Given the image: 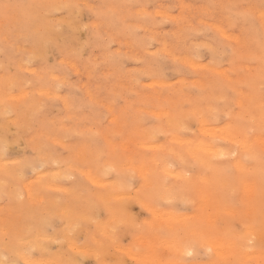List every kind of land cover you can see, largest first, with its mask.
<instances>
[{"label":"rangeland","instance_id":"rangeland-1","mask_svg":"<svg viewBox=\"0 0 264 264\" xmlns=\"http://www.w3.org/2000/svg\"><path fill=\"white\" fill-rule=\"evenodd\" d=\"M32 1L33 0H26V2H25V0H0V14H1L0 17L2 18V20L0 18V22L1 23L4 22L2 25L0 23V29H1L0 30V92H1L0 93V116H1L0 118L2 120V121L0 120V159H1L0 160V163H1L0 164V194H3V195H0V198L1 199L3 198L2 200L0 199V236H1L0 237V239H1L0 240V257L2 256L3 259L4 258H7V259H10L11 258L13 260L12 261L13 264H15L16 262H17V264H29V263L30 264H42L43 261H44L43 264H45V263H48V264H56V263L57 264H72V263L73 264H80V263H82V264L83 263H85V264H127V262H128V264H130V263L131 264H139V263L141 264L142 261L139 260V259H137L136 258L137 256L135 257V255H139L140 256V254H143L142 256H147L148 254H151V253L153 254L154 253L155 254V257L158 256L157 257L158 259L161 258V260L160 259L159 260L157 259L158 260V263H160V264H163V263L164 264H166V263L167 264L168 263H170V264H199V263L200 264L201 263L202 264H214V263H216V264H223V263L226 264L227 263L228 264V261L229 260H230L229 264L232 263V262H233V264L234 263H236V264H238V263L245 264L246 262L249 263V264H254L256 262H257L256 264H259V263L260 264H264V261H263L264 260L263 259V257H264V240L263 239H260V237L257 238V237H252L250 235L244 237L242 235V231L245 230L244 228L245 227H248V226H251V227H254L260 234H262V237H264V221H262L264 219L263 218L264 217L263 216L264 215V192H263V195H262V192H261V191H264V178H263L264 177V175H263L264 169L263 168L261 169V166H262L261 163L264 164V161L262 162V160L264 159V150H262V148H260V147L254 146L252 148L253 151H250V152L249 151L242 152V150H240V148L238 149L239 146L237 145V143L235 144L231 139L229 140L228 138H226L225 135H224V133H222L220 135L221 131L228 129L231 133H233V134L235 133L234 135H237V138L238 137L239 138H243L242 135H244V138L246 137L247 139L250 140V139H252L254 137H257V136H264V135H261V134H264V128H261V127H264V105H263L264 104V84H263L264 81H262V80H264V63H263L264 62V16H263L264 15V12H263L264 11L263 10L264 9V0L263 1L261 0L262 2L260 0H259L260 2L258 0L257 1L252 0V3H251V0H249V2L247 0L246 1L245 0L243 1L242 0L241 2H240V0L239 1H237V0H229V2H227L228 0L227 1H225V0H218V1L217 0H208V1L207 0H189L190 2L188 0H180V1L179 0H176V1L175 0H155V1L154 0H147L146 1L147 3L144 2L143 0H141L142 2L140 0H139L140 2L138 0H134V1L133 0H129L130 2L128 0H122V1L121 0H95V1L94 0H86V2H85V0H82V1L80 0L79 2H78V0H58V1L57 0H47V1L45 0V4H43L44 5V8H43V5H41L42 3H44L43 2L44 0H34L33 2H34V5L35 6L32 5L33 4ZM52 1H53L54 4L52 3ZM224 1H225V3H224ZM81 2L83 4H85L84 6H86V7H83V5H82ZM120 2H122V3H120ZM133 2L136 3V4H134ZM143 2L146 5H144ZM170 2H171V4H170ZM173 2L174 3L176 2V3L174 4ZM191 2H193L194 4L191 3ZM246 2H247L248 5L246 4ZM8 3H10V4H8ZM148 3H149V5L147 7V4ZM195 3H197V4H195ZM214 3H215V6H213ZM236 3L238 4L237 6H236ZM46 4L48 5V9H47V5ZM51 4H52V6H51ZM56 4L57 5L59 4V5L57 6ZM62 4H64L63 5V8H64L63 10L60 7V5H62ZM160 4H161V7H160ZM176 4H178V5L175 6ZM119 5L121 7L124 6L123 7L124 9L121 8ZM168 5L169 6L171 5V9L170 10H169L170 7ZM256 5H258V6H256ZM11 6H13V7H11ZM32 6H34L36 8H34ZM49 6H50V8L51 7L53 8V9L51 8L52 11L49 10L50 9ZM244 6L246 7V10L248 11V13H247V11H245V9H244L245 7ZM45 7H46L47 10H45ZM134 7H136L137 10L139 9L141 11H139V10L137 11ZM142 7H144V8H142ZM213 7H214V9H216V11L213 10L212 11L213 14H212L211 13V9H213ZM217 7H219V8L217 9ZM229 7H231V10H236L237 11L238 9L241 10V8L243 10H241V12L238 10L239 11L238 14H235L236 11H234V12L231 11ZM249 7H251V8H249ZM40 8H41V10H40ZM42 8L44 9V11L42 10ZM69 8H70V10L68 11ZM131 8H133V9H131ZM185 8L187 9L186 13H185ZM252 8H256L257 11L255 9L253 11ZM36 9H37V12H36ZM119 9H120V11H119ZM121 9L123 11H125V12H123ZM134 9L137 12H134ZM161 9L163 11L167 12V14H169V15L171 13V15L169 16L166 13L163 14V11ZM220 9H221L222 12H224V11L225 12L222 14L220 12ZM249 9H251L254 14ZM17 10H18V12H17ZM31 10H32V12H31ZM53 10H54V12H53ZM146 10H148V11H146ZM179 10L181 11V13L179 12ZM226 10L227 11L230 10V12H227ZM33 11H34L35 14H33ZM71 11L75 13V14L73 13L75 16L74 15H71V13H72ZM84 11H85V14L83 13ZM117 11H118V13H117ZM126 11H127V13H126ZM128 11H130L129 12L130 14L128 13ZM158 11H160V12L158 13ZM168 11H171V12L169 13ZM208 11H210L211 15H210V13ZM258 11L262 12L263 15H261V13L258 12ZM8 12H10V13L13 12V14H11L12 16ZM48 12H49V14H48ZM121 12H123V14ZM217 12L218 13L220 12L219 13L220 15ZM249 12H251V13H249ZM61 13L63 14V17H62V14ZM131 13L133 14L132 16H130ZM135 13H137V14H135ZM174 13H175V15H177L179 17L174 16ZM36 14H39V16L41 18L38 15H36ZM44 14H46V15H44ZM68 14H69V16H68ZM108 14H109V17H108ZM195 14H196V16H195ZM244 14H246V15H244ZM259 14L261 15L260 17H259ZM164 15H165V17H164ZM197 15H200V17H199V19H201L200 21H199ZM57 16H58V18H56ZM78 16L81 17V18L78 19L77 18ZM115 16H117L118 20H117V18ZM173 16L174 17H177V18H174L173 19ZM223 16H224V18H223ZM11 17H12V19H11ZM45 17H46V19H45ZM105 17H107L108 19L105 18ZM112 17H114V19ZM119 17H121V20H119ZM137 17L140 18V19H138ZM188 17H189V19H188L189 21H186V18H188ZM220 17H222L221 18V19H223L222 21H220L221 20ZM14 18H15V20H14ZM128 18L130 19L129 21H127ZM132 18H134V19L137 18L138 20L137 19L134 20ZM149 18H153L154 20L159 18L157 21L158 22H161V23H158L156 20L153 22V20L152 19H149ZM167 18L172 23L169 22L167 20ZM190 18H192V20ZM231 18H233V19L235 18L236 21H235V19L233 20ZM10 19L12 20V23L9 22ZM51 19H52V21H51ZM141 19H143V20H141ZM217 19L219 20V23H217V24L215 23L216 25L213 24V22H218ZM226 19L227 20L230 19V20L227 21ZM255 19H257V20H255ZM112 20L114 21V23H113ZM150 20L152 22L149 24L148 21L150 22ZM164 20H166V21H164ZM181 20L184 22V24H182L183 22ZM224 20H225L226 23L224 22ZM34 21H35V23L33 24L32 22H34ZM81 21L83 23V26L82 27H81V25H82L81 24ZM88 21H89V23H88ZM108 21H109V23H108ZM110 21H111V23H110ZM122 21H123V23H121ZM203 21L206 22V23H203ZM230 21L231 22L232 21H235V23L234 22L231 23ZM61 22L63 23V26H62V23ZM84 22L85 23L87 22V23L84 24ZM115 22L118 23V24H116ZM128 22H129V25H128ZM179 22H182V23H180L182 25H180ZM208 22H209V24H211V22H212V24H211V26L213 25L212 26V30L213 31L211 32L212 34L209 33L211 31V26L208 24ZM227 22H229V25L230 26L229 25H226V24H228ZM6 23H8V24L6 25ZM13 23H16V24H13ZM126 23H127V26L128 27L125 25ZM152 23H153V25H152ZM195 23H197V24H195ZM248 23L250 24L249 28H248ZM262 23H263V25H262ZM75 24L76 25L79 24L80 25L79 28H76L77 26ZM105 24H107V25H105ZM110 24H112V26ZM121 24H122V27H121ZM173 24H176V25H173ZM178 24L180 26H177ZM220 24L221 25L223 24L224 26L222 25L223 27H220L221 26ZM214 25L215 26H218L219 28H221L223 30V31L221 30L222 33L220 32V29L218 27L217 28H214L215 27ZM15 26L18 27V28H15ZM103 26H105V27H103ZM117 26L118 27L120 26V27L117 28ZM153 26H154V28H153ZM183 26H185V28H183ZM226 26H227V28H226ZM251 26H254V28L253 27L251 28ZM4 27H5V29H4ZM57 27H59V28L57 29ZM86 27H87V29H85ZM106 27H108V28H106ZM115 27L118 30H116ZM178 27H180V28H178ZM262 27H263V29H262ZM2 28H3V30H2ZM83 28L85 30H87V31H85ZM111 28H113V29L115 28V30H113ZM247 28H248V30H247ZM22 29H24V31ZM76 29H78V30H76ZM99 29H100V31H99ZM185 29L187 30V34L189 35V37H188L187 34H185V32H184V31H186ZM191 29L192 30L194 29L195 32H197L198 36L196 35L195 32L193 33V31H191ZM255 29H257V30L255 31ZM4 30L6 31V33H5ZM19 30H20V32H19ZM72 30H75L74 31V34H72L73 33ZM82 30H84V31H82ZM90 30H92V31H90ZM180 30H183V32H184L185 35L184 34L181 35L182 32H180ZM189 30L191 32H188ZM204 30L208 31V33H206V31H204ZM215 30H216L217 33H215ZM56 31L58 33L62 32L61 35L63 33H65V35L60 36V34H59V36H57V32ZM203 31L206 33L205 36L203 35L204 34ZM225 31L228 32L230 34V36ZM85 32H87L88 34L85 33ZM94 32H95V34H94ZM159 32L161 34H163V36ZM244 32H246V33L244 34ZM248 32H249V36H247ZM50 33L52 34V36L50 35ZM158 33H159L160 36L158 35ZM213 33H215L216 35L218 34L217 35L218 37L215 36V35L213 36ZM231 33H234V34H231ZM25 34H27V35H25ZM224 34L225 35H228V38H227V36L225 37ZM258 34H259V36H258ZM7 35L9 37H7ZM53 35L57 36V38H55V36H53ZM86 35H88L87 36L88 38L86 37ZM99 35L101 36L102 39L99 37ZM139 35H140V37H139ZM142 35H144V37ZM165 35H166L167 38L165 37ZM179 35L182 38L181 40L179 39L180 38ZM235 35L236 36L239 35V39L240 40L239 39L235 40L236 39L235 38ZM242 35H244V36H242ZM252 35H253V37L255 36L256 38L255 37L253 38ZM74 36L76 37V39H78V40L81 39V40L80 41H77V40L75 41V39H74L75 37ZM106 36H108V37H106ZM191 36H192V38H191ZM1 37H3V39ZM64 37L67 38V39H64ZM95 37H98V38H95ZM109 37L110 38L112 37V39H108ZM146 37H147V40H146ZM240 37H242V38H240ZM123 38H126V39H123ZM152 38L154 39V41H153ZM92 39L95 40V43L94 44H99V45H94ZM96 39H99V41L97 40V42H96ZM127 39L129 40V42H127L128 41ZM157 39H159V41ZM199 39H201L200 40L201 43H198L199 42ZM19 40H20V42H19ZM160 40H162V41H160ZM174 40H175V42H174ZM204 40H207V42L205 43ZM212 40H213V42H212ZM3 41L5 43H3ZM27 41H29V42H27ZM146 41H148L150 43L148 44ZM170 41H172V42H170ZM181 41H183V43L185 41V43H184L185 45L182 44ZM191 41L193 42V44H192ZM219 41L220 42L222 41L221 43L223 44V46H222V44L220 45V42ZM242 41H243V44H242ZM255 41H256V45L258 44V46H254L255 45L254 44ZM22 42H24V43H22ZM81 42H83L84 44L81 43ZM99 42H102V45ZM104 42H105V44L108 43V42L109 43L106 44V45H104ZM145 42L147 43V45H145ZM228 42H229V44H228ZM153 43H155V44L153 45ZM173 43H174V45H173ZM195 43H197L198 46H197V44H196V46H194ZM202 43H204L206 46L204 44H202ZM213 43H215L216 46ZM230 43L232 44L231 46H230ZM88 44H90V45H88ZM134 44L137 45V48H136V46ZM177 44H180V47ZM209 44L211 46H209ZM17 45H18V47H17ZM70 45H72V46H70ZM73 45H74V47H73ZM155 45L157 46V48H155L156 47ZM163 45H164V47H163ZM233 45H235V46H233ZM239 45L241 47H239ZM130 46H132V47L130 48ZM140 46H142L143 48L140 47ZM151 46L154 47L155 50ZM184 46H186V47H184ZM212 46H213V49H212ZM224 46H226L227 48L225 47V49H223ZM159 47H161V49ZM196 47L197 48L199 47L196 50L198 56H200L199 58H198V56L196 54H193V52L195 53V48ZM214 47H217V50L219 49L218 51H216V54H212V53H215L214 52L215 51L214 49H216V48H214ZM218 47H220V48H218ZM228 47L231 50L228 49ZM257 47L258 48L260 47V49H258ZM112 48H113V50H110ZM134 48L137 51H135ZM177 48L180 50V52L181 51L182 52L180 53ZM206 48L209 50V52L207 51ZM242 48H244V49H242ZM102 49H103L104 52L102 51ZM166 49H167V51L170 50V53L167 52V51H165ZM173 49H176V50H173ZM189 49H191V50H189ZM220 49L221 50L223 49L226 54L223 51L220 52ZM252 49H254V50H252ZM29 50H31L30 53H29ZM149 50H150L151 53L149 52ZM153 50L155 51V53H154ZM161 50H164L167 53H165L164 51H161ZM192 50H194V51H192ZM246 50L248 52L249 51H252V53H253L254 56L251 55L250 52L248 53ZM34 51L36 52L35 55H34ZM108 51H112L113 54L111 52H109V53L112 54V57L115 55V53H117V54L112 59L110 56L107 57V54L108 55H111V54L108 53ZM123 51H125V52H123ZM198 51H199V53H198ZM237 51H239V52H237ZM15 52H17V53H15ZM79 52H81V53H79ZM132 52H133V55H132ZM178 52H179V54H178ZM190 52H191V54L193 56L192 55H189ZM13 53H15L16 55L13 54ZM27 53H28V55H27ZM163 53H165V54H163ZM187 53H189V54L187 55ZM209 53H211V54H209ZM217 53H218V55H217ZM220 53L223 54V55H221ZM246 53L247 54H250L251 56L247 55V56H249V57H247L246 56ZM256 53H261L262 57H261V55L256 54ZM173 54H175L174 55V58L176 56H178V55H179V57H176L174 59L173 58ZM219 54H220V56H219ZM21 55H22V57H21ZM138 55H140L142 57L145 56L144 57V60L140 61L143 58L140 57V56H139L140 58L137 57ZM194 55L197 56V58H195ZM213 55H214V57H213ZM17 56L18 57H21V58L18 59ZM28 56L30 58L32 56H34V57H32L33 59H30ZM63 56H64V58H62ZM116 56H117V59H115ZM164 56H165V59H164ZM188 56L189 57L191 56L190 58L193 57L192 58V60H194L193 62H197V65L198 66H196V63H193L192 64V61H191V59L189 60V57ZM210 56H211V59L212 60L209 59ZM252 56H253V58H252ZM27 57L29 59H26ZM36 57H38L40 59H38ZM59 57L61 58V60H60ZM98 57L100 59H98ZM215 57H216V64L214 62L215 59L213 60V58H215ZM23 58L25 60H23ZM85 58H86V60H85ZM108 58L109 59L111 58V59L109 60ZM185 58H187V61H186ZM228 58H230L232 60H230ZM90 59H91V61H90ZM114 59L118 62V64H117V62H116V64H114V62H115ZM133 59H135V60H133ZM146 59L148 61H146ZM151 59H152V61H151ZM181 59L183 61H185V64L182 62ZM218 59H220L221 61L219 60L218 63H217V60ZM235 59H236V62H234ZM26 60H27V62L25 63L24 61H26ZM123 60H124V62H123ZM208 60H210L211 62L208 61ZM239 60H240V62H239ZM256 60H258V62ZM14 61H16V62H14ZM74 61H75V65H74ZM101 61H103L102 64H101ZM104 61H106V62H104ZM132 61H134V62H132ZM149 61H151V62H149ZM155 61L156 62L158 61V62L156 63ZM188 61L191 62L190 63L191 65L188 64L189 63ZM23 62L26 65L23 64ZM81 62H82V65H81ZM97 62L98 63L100 62V63L98 64ZM120 62H121V64H119ZM122 62L124 64H122ZM165 62H167V63H165ZM212 62H214V63L212 64ZM227 62H228V64H227ZM15 63H17V64H15ZM103 63H104V65H103ZM164 63H165V66L163 65ZM205 63H206L207 66L209 64H211V65H209L211 67V70H209L210 67L207 68V66L204 65ZM241 63H242V65H240ZM244 63H246V64H244ZM18 64H20V65H18ZM93 64H95V65H93ZM107 64L108 65L110 64L109 67H107ZM112 64H113V66H111ZM146 64H148V65H146ZM156 64L160 66V67L158 66L159 69H158V67H157ZM201 64L203 65V67L205 69L204 68H201L202 67ZM9 65H10V67H9ZM43 65H44V68H43ZM100 65H102V66H100ZM150 65H152L151 67H153V68H151ZM223 65H224V67H223ZM238 65H240V66H238ZM140 66H141V68H140ZM146 66H147L148 69L146 68ZM26 67H28V68H26ZM29 67H31V68L29 69ZM94 67H96V68H94ZM124 67H126V69ZM154 67H156V68H154ZM161 67H163V69H164L163 71H162V69H160ZM213 67L214 68H217L218 70L221 67V69H224L226 72L225 73L224 72L222 73V71H224V70H221V69L219 71L217 69L214 70ZM226 67H227V69H226ZM234 67L236 69L238 67H240L239 69H237L239 71L238 73H237V70ZM106 68H107V70H106ZM112 68L114 69V72L113 73H112V71H113ZM118 68H119V70H116ZM120 68H123V69H120ZM173 68H174V73H173ZM195 68H197V69H195ZM184 69H186V71ZM252 69H253L254 72L252 71ZM156 70H157L158 74H157ZM48 71H49V73H48ZM91 71H92V73H90ZM115 71H116V73L118 71L121 73V71H122V73L120 74L118 72L117 73V74H119V76H118L115 73ZM161 71L164 72V73H162ZM195 71H197V72L195 73ZM38 72L41 73V74H39ZM98 72H100V73H98ZM128 72H129L130 75L128 74ZM137 72H139V73L136 74ZM159 72H160V74H159ZM252 72H253V74H252L253 77L255 76V74H256V76L253 78V81L254 82L252 83V85H250L251 84L250 83V78H251V81H252V75H251ZM2 73H4L3 74L4 77L3 76L1 77V74ZM83 73H85V75ZM202 73H203V75H202ZM217 73H218V75H217ZM246 73H249V76L251 75V77H248V79H247V75L248 74H246ZM51 74H53V75H51ZM57 74H58V76H57ZM93 74L95 75V77L93 76ZM182 74H184V75H182ZM228 74L231 75V76L228 77ZM245 74H246V76H245ZM27 75H28V78L29 79L27 78ZM109 75H111V76L113 75V76L111 77ZM125 75L128 78H126ZM145 75H149V76H145ZM208 75H209V77H210L211 80L209 79ZM215 75H217V78H216ZM78 76H80V77H78ZM99 76L100 77L103 76V77L100 78ZM120 76L121 77L123 76V77L121 78ZM179 76L180 77L183 76L182 79ZM220 76H223V77H221V79H219ZM49 77L50 78H55V79H51L50 80ZM118 77H120L119 78L120 80L118 79ZM194 77L197 78L200 82L197 79H196L197 81L194 80L193 79ZM258 77H260V79ZM60 78H63L62 81H61ZM79 78H80V80H79ZM230 78H232V80ZM261 78H263V79H261ZM92 79L95 80V81L99 80L100 82L97 81L98 82V84H97V82L92 81ZM103 79L105 81L107 80V82L105 83V81ZM150 79H151V81H150ZM192 79L194 81H191ZM216 79H219L220 81L219 80H216ZM227 79H230V80H227ZM2 80H5V81H2ZM10 80H11V82L12 81L14 82V80H15V82L14 83L13 82L11 83ZM31 80L34 81V82H31ZM156 80L157 81L159 80L158 81L159 84H158V82L156 83ZM166 80H168V81H166ZM188 80H190V81H188ZM233 80H235V81L233 82ZM236 80H238L237 81L238 83H240L239 81H242V83H240L241 85H239L238 83H235ZM248 80H249V82H247ZM89 81H91V82H89ZM118 81H120V82L122 81L123 83L122 82L121 83L119 82V84H118ZM149 81L153 84V86L155 85V87H156L155 90H154V87H152V84L151 83H150L151 85L150 84H147V83H149ZM164 81H166L167 83H165ZM173 81H175V82H173ZM202 81H203V83H202ZM243 81L244 82L246 81L245 83H247L246 85H248V86H246L245 83L243 84ZM256 81H257L258 84H256ZM25 82H26V85H25ZM114 82H115V84H114ZM125 82H127L128 84H125ZM178 82H179L180 86H178L179 85ZM186 82H188V83L186 84ZM189 82H192V83H189ZM195 82H196L197 85H195ZM222 82H223L224 85L222 84ZM224 82H227L229 84V86L231 84L232 85V88L230 86L231 89L228 88V90H227L226 89V86L228 87V85L225 84ZM80 83H82V85ZM111 83L114 84V85L112 86ZM135 83H137V85ZM173 83H175V84H173ZM219 83H221V84H219ZM234 83H235V85H234ZM260 83H262V85ZM42 84H44V85H42ZM61 84L63 86H61ZM106 84H107L108 87L106 86ZM120 84H123V85H120ZM190 84H192V86ZM39 85H42V86H39ZM99 85H101V86L99 87ZM142 85H144L143 86L144 88L141 87ZM173 85H175V87ZM254 85H256L258 87V91L256 89L257 87L254 86ZM7 86H8V88H7ZM20 86L22 88H20ZM47 86H49L50 88L47 87ZM53 86H56V89ZM80 86H82V87H80ZM114 86H115V88H114ZM116 86H118V87H116ZM160 86H162V87L160 88ZM172 86L175 89H172L173 88ZM249 86H252V87H249ZM57 87H59V88L61 87L60 90L57 89ZM88 87L90 88L89 90H88ZM122 87H123V89H122ZM128 87H130V88H128ZM133 87H135V88H133ZM197 87H199V89ZM259 87L260 88H263V89L259 91V89H260ZM47 88L50 89L49 90L50 93L47 91ZM52 88L55 89V91L54 90H51ZM111 88H112V90H111ZM151 88H153V91L152 90L149 91ZM15 89H17V90H15ZM23 89H24V91L25 90L26 91L25 92L22 91ZM38 89H40V91ZM200 89L202 91H204V93ZM237 89H240L241 91L240 90H237ZM56 90H58V91H56ZM127 90H128V93H127ZM197 90L198 91L200 90V91L198 92ZM234 90L235 91L237 90V91L235 92ZM52 91L54 93H56V94H54ZM145 91H146V93H148L147 94L148 96H146ZM2 92H4L5 95ZM65 92H67V93H65ZM87 92L90 93V94H88ZM99 92H100V94H99ZM239 92H240V94H239ZM12 93H16V94H14L15 96L12 95ZM17 93L19 95H17ZM139 93H140V97H139ZM144 93H145V95H144ZM159 93L161 95H159ZM1 94H2V96H1ZM30 94L32 96V97L30 96L31 98L28 96ZM63 94H65L66 96L63 95ZM105 94H107L108 96L105 95ZM123 94H124V96H123ZM149 94H150V96H149ZM151 94L153 96L154 95H156V96L159 95L158 97L160 99H158V97L156 98V96H154V98H153V96H151ZM169 94H171V95H169ZM172 94H174V95H172ZM199 94L201 96H204L205 98L200 96V98H201L200 99L199 98ZM44 95H45V97H44ZM49 95H51V96H49ZM97 95L98 96L100 95V96L98 97ZM189 95L191 97H193V98L195 96L196 97L194 99L193 98L190 99ZM218 95L220 97L222 96V98H223V99L221 98L222 101H221V99H220V97ZM228 95H229V97H228ZM251 95H253V96H251ZM59 96H60V98H58ZM85 96H86V98H85ZM104 96L105 97L107 96V97L105 98ZM142 96L145 97V98L143 99ZM38 97H41V98L43 97V98L42 99L41 98L38 99ZM93 97H98V98H94L95 99V101H94ZM108 97L110 98V100H109ZM151 97H152V99H151ZM184 97H185V99H183ZM186 97H188L189 99L186 98ZM230 97H231V99H230ZM244 97H246V98H244ZM134 98H135V100H134ZM227 98H229V99H227ZM248 98H249V100H248ZM75 99H77V101ZM164 99H165V101H164ZM166 99H168L169 101L166 100ZM172 99H173V101H172ZM192 99H193V101H191ZM197 99H199V100H197ZM224 99L226 101V102L224 101L225 103L223 102ZM46 100H47L48 103L51 104V106L48 105V103L46 102ZM170 100H171V102H170ZM216 100H219V101H216ZM238 100H239V102H238ZM156 101L157 102L159 101V102L156 103ZM177 101H182V102H177ZM227 101L230 102V103H228ZM61 102L63 104H65V105H63ZM85 102H87V103H85ZM254 102H256V103H254ZM41 103H43V104L41 105ZM89 103H90L91 106L89 105ZM105 103H107V105H108L107 107H109V108L106 109V104ZM134 103H135L136 106L135 105L133 106ZM145 103H147V104H145ZM148 103H150V104H148ZM36 104L38 106H41V107L39 108ZM43 105H44L45 108L42 107ZM124 105L125 106L128 105V106H126L127 109H125V106ZM131 105H132V107H131ZM205 105H207V107H205ZM258 105H260V108L258 107ZM104 106H105V108H104ZM111 106H113V108H111ZM30 107H31V110H29ZM78 108H80V109H78ZM120 108H123V110L122 109L120 110ZM140 108H142V109L140 110ZM149 108L151 109V111H150ZM180 108L183 109V110H181ZM209 108H211L210 111H209ZM12 109H14V110L12 111ZM34 109H36L37 111L35 110V113H33L32 117H31L32 119H30V115L32 113L31 111H33ZM65 109H66V111H65ZM152 109H153L154 112H155V110H157L156 113H160V112H162V110L167 111V113H164L165 111L162 112V114H163V118H162L161 117L162 114H160V116H159L158 114L154 113L152 111ZM158 109H159V111L161 109L162 110L160 112H158ZM258 109H259V111H258ZM260 109L263 110V113H262V111H260ZM27 110H29L30 112H27V115H26L25 113H26ZM134 110H135V113L136 114H134ZM136 110H137V112H136ZM174 110H177V111L174 112ZM7 111H8V113H7ZM139 111H140V113H139ZM179 111H180V113H179ZM215 111H216V113H215ZM41 112H43V115L41 114ZM90 112H92V114ZM121 112H125V113H123V115H121L122 114ZM143 112H144L145 116H144ZM192 112H193L194 115L192 114ZM197 112H198V114H197ZM64 113H65V115H63ZM66 113H68V114H66ZM224 113H226L227 115L226 114L224 115ZM44 114H45V116H44ZM137 114H139V115H137ZM241 114H242L243 118H242ZM6 115L8 117L9 116L10 117L12 116V118H11L12 120H10V117L8 119V117ZM25 115H26L27 118H25ZM67 115H69V116H67ZM95 115H98L99 117L98 116H95ZM112 115L114 116V118L117 115L118 116L116 117V119H113V117L108 118V117H110ZM131 115H133V116H131ZM147 115H149V116H147ZM169 115H172V116H169ZM182 115L185 116V117H183ZM209 115L210 116L212 115L211 118H210ZM63 116L66 117V118H64ZM77 116H79V117H77ZM85 116H88L87 119H89V117H91L89 119V121L86 120V117ZM120 116H121L122 119L120 118ZM164 116L167 118V120L164 119L165 118ZM187 116H189V117H187ZM239 116H241V117H239ZM4 117H6V118H4ZM37 117H38V120H37ZM73 117L74 118L77 117L76 120L75 119H72ZM92 117H94V118H92ZM96 117H98V118H96ZM252 117H253V119H251ZM81 118H83V120ZM125 118L127 120H125ZM136 118H138V119H136ZM168 118H170V119L168 120ZM214 118H215V120H214ZM44 119H45V122L46 123L43 122ZM61 119H62V121H61ZM79 119H80V121H79ZM92 119L94 121L93 123H92ZM99 119H100V121L101 120L102 121L100 122ZM31 120L34 121L35 123L32 122ZM111 120H112V122H109ZM116 120H117V123H116ZM138 120H140V122ZM141 120H143V121H141ZM164 120H165V122H164ZM177 120L180 121V124H179V121H178L179 126L176 124L177 123ZM182 120H183V122H182ZM28 121L29 122L31 121V122L29 123ZM225 121L227 123L228 122L231 123V124L228 123V125L230 127L227 128L228 125H227V123H225ZM41 122H43L45 126L47 124L48 125L45 127L43 125V123H41ZM118 122H121L123 125L120 124V123H119L120 124L119 125ZM130 122H132V123H130ZM169 122H171V124L173 123V125H171ZM28 123L31 124V125L29 126ZM112 123H113V125L111 126V128L113 127V130H111V128L109 127ZM137 123L138 124L140 123V124L138 125ZM154 123H155V125H154ZM158 123H159V125H158ZM167 123H169V124H167ZM220 123H225L227 126L225 124L219 125ZM261 123H263V124L261 125ZM19 124H20V126H19ZM25 124H26L25 127L24 126L21 127V125H25ZM124 124H125V126H124ZM161 124L164 125V126H162ZM182 124H183V127L181 126ZM201 124L202 125H205V126L210 124L211 125L210 126L211 128L213 127L212 125H219L222 128L220 130L219 129L220 127H217L216 126V129L214 127L215 130L213 129L214 131H212L210 128H208L209 126L208 127L206 126L205 129L208 128V129H210L212 131L211 132V135H208V134H206V132L202 133L205 130H201V129H204ZM256 124H258V126H260V128ZM91 125H93V126H91ZM135 125L137 127H135ZM168 125H170V127ZM174 125H177L179 128L177 126H174ZM197 125H200V126L197 128ZM17 126H19L20 128H18ZM27 126L30 129L27 128ZM90 126H91V128H89ZM107 126L110 129H108ZM120 126L122 127V129L123 128L124 129L121 130ZM147 126H149V127L147 128ZM225 126H226V128H225ZM233 126L235 127L234 130L232 128ZM62 127H64V129ZM65 127H67V128H65ZM68 127L70 128L69 131H68L69 134L67 133ZM156 127L159 128V130L161 132L159 130L157 131V128ZM167 127H168L169 131H168ZM252 127H254V128H252ZM59 128H60V130L58 131ZM79 128H82V129H79ZM87 128H88V130H86ZM125 128H127V129H125ZM135 128H137V129L135 130ZM160 128L163 129V130H165L167 133L163 132V130H161ZM171 128H172V131H171ZM242 128H244V129H242ZM248 128H249V130H248ZM75 129H76V131H75ZM95 129H97V130H95ZM106 129H108L109 131L108 130L107 131L108 132H111L114 137L112 135H110V133H107ZM173 129H176V130H173ZM179 129H180V131H179ZM197 129H200L202 132L199 131V130H197ZM253 129H255V130H253ZM116 130H118V131H116ZM119 130H121L120 133H119ZM133 130H135L137 132L135 133V131H133ZM216 130L217 131L220 130V132H218V134H217ZM238 130H239V132L242 131L244 134L242 132L239 133ZM62 131L64 132V134H63ZM70 131H72V132L75 131V132H73L75 134H72V132H70ZM138 131L144 132V133H140L139 132V135H141V134L143 135V134H146V133L147 134H146V136L143 135V137H142V135H141V137H139L138 136ZM149 131L151 133L156 134L155 139L153 138V136H155V135L154 134H151ZM156 131L158 133H156ZM40 132H42V133L40 134ZM76 132H79V133L76 134ZM103 132L105 133V136H104V133ZM113 132L114 133L117 132L118 134L117 133L114 134ZM215 132H216V134H215ZM101 133H103L102 134L103 136L101 135ZM163 133H165V134H163ZM83 134L84 135L86 134L85 136L87 138ZM222 135H224V136H222ZM239 135H241V136H239ZM111 136H112V138H111ZM121 136H123V137H121ZM212 136H214V137H212ZM18 137H19V140H18ZM180 137H182V138L185 137L184 140H182V144L179 141V140H181ZM216 137H218V138H216ZM52 138H54V140ZM55 138H57V139H55ZM61 138H62V140H61ZM109 138H110V141L111 142L109 141ZM151 138H153V139H151ZM176 138H178L179 140L176 139ZM224 138H226V139H224ZM24 139H25V141H24ZM89 139H91V140H89ZM149 139H151V140H149ZM171 139H173V140H171ZM59 140L62 141L63 143L62 142H59ZM217 141L218 142L220 141V143H218ZM95 142H96V144H95ZM124 142H125V144H124ZM139 142H141V143H139ZM151 142H153V144ZM168 142H170L171 145ZM200 142L203 143V144H205L207 142L208 145L209 144H212L211 146L213 147V149H211L209 152L215 151L214 148H216L217 149L215 151V154L216 155L214 156V154H212V152L211 153H209V152L208 153H205L204 150L201 149V148L200 149H197L196 147H197V145ZM143 143H147L148 145L147 144L145 145ZM158 143H159V145H158ZM164 143H166L168 146L166 144H164ZM123 144L125 145V147H123L124 146ZM149 144L152 145V146H149ZM207 144H205V145L207 146ZM34 145H36V146H34ZM84 145H88V146H84ZM89 145L90 146H93V147H90ZM96 145L99 146L100 148L96 147ZM126 145H128V146H126ZM215 145H217V147ZM218 145H219V148H218ZM113 146H115V147H113ZM33 148H34V150H33ZM83 148H84V151H85L84 157H83V154H82V149ZM163 148H165V149H163ZM169 148H170V150H168ZM193 148H194V151L195 152L194 151L192 152ZM160 149H162V150H160ZM227 149L229 150V152H228ZM88 150H89V152H88ZM163 150H165V151H163ZM173 150H175V152ZM226 150H227V153L225 154V151ZM84 151H83V153H84ZM257 151L260 153V155H259V153ZM165 152H166V154H165ZM190 152L193 153V154H196L195 155L196 157L193 154H191L192 156H194V158H193L190 155ZM255 152L259 156H257ZM1 153L3 155H1ZM220 153L223 154V156H221ZM230 153H233V154L236 153V154H234V155L231 154L230 155ZM254 153H255V156L256 157L253 156ZM109 154H112V155H109ZM127 154H130L131 156H129ZM141 154H143V155H141ZM161 154L162 155L164 154V155L162 156ZM208 154H211V155H208ZM227 154H228L229 157L227 156ZM250 154H252V155H250ZM98 155H99V157H98ZM177 155H178V157H177ZM8 156H10V157H8ZM42 156H43V158H42ZM127 156H128L129 159L127 158ZM6 157H7V159H6ZM45 157H46V160H45ZM161 157H162V159H161ZM167 157H169V158H167ZM10 158H12V159H10ZM88 158H90V159H88ZM180 158H183V161H182V159L180 161ZM236 158L238 160L237 162H236ZM246 158H248V159H246ZM113 159H115V161H112ZM138 159L140 160V162H139ZM148 159H149V161H148ZM18 160H19V162L23 166L20 165V163L18 162ZM153 160L155 162H153ZM198 160L199 161L201 160V162H199ZM202 160H204V162ZM144 161H145L146 165L143 164ZM111 162L112 163L114 162L113 164H111L112 166H110L112 170L109 167V165H110ZM202 162H203V164H202ZM227 162H229V164H231V165L225 164ZM88 163H90V164H88ZM140 163L142 165H144L146 168L144 167V169H143V167H142V165ZM199 163H201V164L198 166L197 164H199ZM102 164L103 165L105 164V165L103 166ZM115 164L116 165L118 164L120 167L119 166L116 167ZM150 164H151V166H147V165H150ZM238 164H240V165L243 164L242 165L243 167L242 166L240 167V165L238 166ZM27 165H28V167H27ZM38 165H39L40 168L38 167ZM131 165H133L132 167L135 170H132L131 171V169H133L131 167ZM152 165H154V166H152ZM155 165H157V166H155ZM207 165H209V167H210V168L208 167L209 169L207 167H205ZM226 165L227 166L229 165L232 168L228 167L227 168L228 170L225 171L226 170V167H227ZM114 166H115V168H114ZM122 166L125 167L127 170H125V168L123 169ZM127 166H129V168H127ZM234 166H236V167H234ZM244 166H245V168H244ZM54 167H56L55 168L56 169V173L54 172L55 171ZM255 167H257L256 169H258V171H256ZM119 168L125 170L124 171L125 173L122 172L123 170L122 171H119L120 170ZM79 169H80V171H79ZM106 169H107V171L109 169L110 170L108 172H106ZM137 169H138L139 172L137 171ZM159 169H161V170H159ZM24 170H26V171H24ZM67 170H69V171H67ZM96 170H97V173H96ZM103 170H105L106 173ZM246 170H249V171H246ZM260 170H261V172H260ZM84 171H86V172H84ZM117 171H119L118 173H120V177H118L119 174L117 173ZM21 172H22V174L20 175ZM23 172H25V174ZM40 172L41 173L42 172H45L47 174H45V173L44 174H41ZM53 172L56 175L59 174V173H61L60 175H58L59 178H61V176H62V178L60 179V181H58L59 180L58 176L57 177H56V175L55 176H53V175L51 176V174H54ZM72 172H74L73 173V176H72ZM75 172L77 174H75ZM170 172L173 173V174H170ZM178 172L180 174H178ZM240 172H243V173H240ZM101 173H103L104 176ZM137 173H138L139 176L137 175ZM149 173H150V175L152 173L151 177L148 175ZM237 173H240L241 175L240 174H237ZM63 174H65V176ZM86 174H87V176H86ZM123 174H125V177H124ZM181 174H182V176H180ZM68 175H69V178H68ZM78 175H79V177H78ZM228 175H229V178H227ZM238 175H240V176H238ZM33 176H34V178H33ZM48 176H51V178H49ZM92 177H95L93 179V181L95 180L94 182H92V179H91ZM121 177H122V179H121ZM144 177H145V179H144ZM28 178L30 180H28ZM76 178H79V179L76 180ZM81 179H82V182H81ZM105 179H107V180H105ZM118 179H121L122 181L121 180H118ZM146 179L148 180V182H147ZM17 180H19V182ZM97 180H101V181H97ZM37 181H39V182H37ZM73 181H74L75 185H74ZM107 181L109 183L112 181V183L109 184V183H107ZM114 181L117 182L116 185L118 187L115 185L116 182H114ZM187 181H188V183H187ZM215 181L217 183H215ZM232 181L234 182V184H233ZM47 182L49 183V185H48ZM70 182H71V186H69ZM102 182H105V183H102ZM176 182H178V183H176ZM235 182L237 183V185H235L236 184ZM246 182H248V183L251 182V185L253 183V186H252L253 188L256 185V187H255L256 193L254 194V197H252V196H249L248 197L247 196L248 198H251L252 197L251 200L248 202L249 205L247 203H243V202H245V201L247 202L249 200L247 197L244 196V195H246V194L249 193L248 189L244 188V184ZM50 183L51 184L52 183L60 184L62 186V188L64 186V188L67 187V189H66V191H64V188H63V190H60V187L61 186L59 187L58 185H54L55 186V188H54V186H50ZM89 184H90V186H89ZM112 184L114 186H116V187L114 188V186ZM145 184H146V186H145ZM152 184H153V186H151ZM185 184H186V186H185ZM189 184H190V186H188ZM19 185H21V186H19ZM154 185H157L156 188H154L155 187ZM26 186H27V188H25ZM86 186H87V189H86ZM104 186H107V187H104ZM231 186L233 187V190H231L232 189ZM235 186H237V187H235ZM257 186H259V187H257ZM30 187H31V189H30ZM89 187H91V188L89 189ZM146 187H147V189H144ZM215 187H216V190H215ZM142 188H143V190H142ZM108 189H109V191L110 190H113V191H110L109 192ZM194 189H195V191H194ZM234 189H235V191L237 189L236 193L234 192ZM22 190H24V191H22ZM26 190H28V191H26ZM47 190L49 192H47ZM82 190H83V192H82ZM162 190H164V192ZM196 190H197L198 193L196 192ZM257 191H258V193H257ZM29 192L31 194H29ZM195 192H196V194H195ZM222 192H223V194H222ZM232 192H233V194H232ZM65 193H66V195H65ZM77 193H79V194H77ZM97 193H98V195H104V196L107 195L106 198H108V199L111 198V200H113V201L110 202L111 200H108V202H107V200H106L105 197H104L105 199L102 200V197L101 196H99V200H97L98 199ZM112 193H114V194L112 195ZM120 193H121V195L123 194V196H121ZM131 193H132V195H131ZM159 193L162 194V195H160ZM7 194H9V195H7ZM76 194L78 195V197H77ZM89 194H90V196H89ZM91 194H93L94 197H92ZM127 194H130V195H127ZM226 194H227L228 197L226 196ZM231 194H232V196H231ZM242 194H243V197H242ZM35 195L36 196L38 195V197H35ZM75 195H76V199H75ZM133 195H134V198H133ZM257 195H258V197H257ZM1 196H3V197H1ZM22 196H24V197H22ZM39 196H40V198H39ZM135 196L139 198V200H138V201H140L139 203L135 199L136 198ZM162 196L165 199H167V200H165ZM166 196H167V198H166ZM196 196H198V197H196ZM259 196H260V198H259ZM20 197H22V199ZM28 197H31V198H28ZM152 197H153V199H152ZM229 197H231L230 198L231 201L228 202L227 200H229ZM67 198H69V199H67ZM88 198H90V199H88ZM91 198H93L96 202L94 200H93V202H91L92 201ZM122 198H123L124 202L122 201ZM156 198L159 200L158 203H157L158 200ZM169 198H171V199H169ZM203 198H206L207 201H203L202 200ZM232 198H234V199H232ZM25 199H26V201H25ZM117 199H119L121 201H119ZM224 199H225V201H224ZM80 200H81V202H80ZM85 200H87V201H85ZM134 200H136V202ZM160 200L161 201L163 200L164 203H163V201L160 202ZM170 200H172V201H170ZM239 200H240V202H239ZM104 201H106L107 204H105L106 202H104ZM150 201H152V202L150 203ZM192 201H193V203H192ZM233 201H234L235 205H231V204H234V203H232ZM18 202H21L22 203V204L20 203L21 206H19V203ZM52 202H54V203H52ZM90 202L93 203V207H95V208L88 207V206H91ZM102 202L104 203V205L102 204ZM118 202H120V204H117ZM141 202L144 203V204L146 203V204L145 205L144 204H141ZM241 202H242V204H241ZM76 203H78L79 205H81V203H82V206L84 207L85 210L81 206H79L77 204L79 207H81V208H78V206L76 205ZM50 204H51V206H50ZM83 204H85V205H83ZM149 204H150V207H154L155 206V208H152L151 209L149 207ZM97 205L100 206L101 208L100 207H97ZM102 205H103V208H102ZM105 205L106 206L108 205V206L106 207ZM117 206L118 207L120 206V207L117 208ZM121 206H123L124 208L121 207ZM104 207H106V208H104ZM253 207H254V209H253ZM67 208H69L71 210H67ZM114 208L116 210H114ZM122 208H123V210H122ZM146 208H148V209H146ZM47 209H48V211H46ZM91 209L93 210L92 212H91ZM94 209H96V211ZM110 209H112V210H110ZM159 209L161 211H159ZM163 209H164L165 212L162 211ZM246 209H248V211ZM62 210L64 212H60ZM66 210H67V212H66ZM74 210H76V211L73 212ZM124 210H125V212H124ZM151 210H154V214L157 211L156 212V215L157 216H154L153 213L151 214ZM250 210H251V213H250ZM252 210H254V211H252ZM83 211H85L86 214L88 213L89 215H91V217H90L91 219H89V216L86 217V214L83 215L84 214ZM170 211H171V214H170L171 216L168 215L170 213ZM246 211L249 212V214ZM93 212H96V213L94 214ZM243 212H244V214H243ZM245 212H246V214H245ZM31 213H32V216H31ZM69 213H71V215ZM80 213L83 215V217L84 216L85 217L83 218ZM91 213H93V215ZM158 213L160 214V216L165 217L163 219H159L160 220V223L158 222V217H159V214ZM182 213H183V215H182ZM232 213H234V214H232ZM49 214H52V215L49 216ZM78 214L80 215L79 217H78ZM118 214H120V216L122 217V219H119L120 217H119ZM130 214H132V217H130ZM166 214L168 216H166ZM177 214H178V216L180 215L179 218L180 219L182 218V220L186 224H184L182 220H180L179 218H177L178 217ZM61 215H64L63 218L61 217ZM116 215H118V217H119V218L117 217V220L119 219L118 222L116 220V217H114ZM126 215H127V217H125ZM209 215H213V217L212 216L209 217ZM228 215L229 216L230 215L231 216L234 215V216H232L233 217L232 218L231 216L228 217ZM243 215L244 216H247L246 219H249L250 225H248L249 223L245 221L246 219L243 220L245 218ZM249 215H250V217H249ZM58 216H60V217L58 218ZM146 216H147V219H146ZM42 217H44V218H42ZM184 217H185V219H184ZM60 218H62V220ZM113 218H115V219H113ZM124 218L126 220H128V219L129 220L131 219V220H130V222L129 221L127 222V221H125ZM148 218L152 222L154 221L153 223H155L154 224L155 225V231L154 232H152L153 229H154V227H153L154 225L151 226L152 224H150V225L147 224L150 221ZM211 218H213V221L214 222L212 221ZM227 218L231 219V221L228 220ZM237 218L239 220H241V221L242 220L245 221L244 222L245 225L243 224L244 228L242 226L243 221L241 223ZM86 219L87 220L89 219L88 222H87ZM95 219H96V221H94ZM217 219H218V221H217ZM250 219H251V221H252V219H254V220L251 222ZM255 219H256V221H255ZM70 220H73V222L71 221L72 222L71 224H70ZM83 220H85V221L83 222ZM107 220L108 221L111 220L112 222H113V220H115L116 224L111 223V221H110V223H108ZM143 220H144V222H143ZM165 220H166V222H165ZM179 220H180V222H179ZM227 220L229 221V223L231 225L230 224H227L228 223ZM237 220L240 223L239 224L236 223L237 224L236 225L234 223H235V221L237 222ZM63 221H65V222H63ZM104 221H106V223L109 226H111L112 229H110V227L107 228V226H108L107 224H106L107 226H104L105 225V222ZM156 221H157V224L159 223L158 225L156 224ZM232 221H233V224H232ZM125 222L127 223V225H126ZM137 222L139 224L136 226V223ZM66 223H69V225L66 224ZM84 223H85V225H84ZM122 223H124V225H121ZM130 223H132L131 224L132 226L129 225ZM167 223H169V224L166 225ZM170 223L172 224L171 226H170ZM209 223H212L214 225L209 224ZM74 224H75V228L73 227ZM88 225H90V227ZM103 226H104V230H105V228H107L106 232H107L108 235H105L106 233L103 234L104 231H103V229H101V227L103 228ZM134 226L136 228L139 226V229L142 226L141 228L143 230L141 231V229L140 230L138 229V231H137L136 228H134ZM64 227H66V228H64ZM124 227H127V228L129 227L130 230H132V232L129 229L128 230L126 228L124 229ZM162 227H163V230L161 229ZM53 228H55V229H53ZM69 228L71 229L70 231L68 230ZM222 228L224 229V232L222 231L223 230ZM109 229H110L111 232L109 231ZM220 229H222V230H220ZM225 229H226V231H225ZM43 230H44V232H43ZM47 230H48V232H46ZM94 230H97V232H95ZM100 230H102L103 232L100 231ZM125 230H127V231H125ZM139 231H140V233H138ZM144 231H146V232H144ZM170 231H172V232H170ZM194 231L197 232V233H195ZM214 231H215V233H214ZM6 232H7V234H6ZM16 232H17V234H16ZM27 232H28V234H27ZM36 232H38L39 235H41L43 238L41 236H39ZM99 232H101V233H99ZM203 232H206V234H204ZM34 233L36 234L37 237L39 236L38 239L36 238V236L34 237V235H35ZM185 233L188 234L187 239H186V236H185L187 234H185ZM191 233H193V234L191 235ZM198 233H203V234H198ZM231 233H232V235L234 233V235L232 236ZM51 234H53V235H51ZM66 234H69L68 235L69 237H67ZM154 234H156V235H154ZM161 234H163V236ZM166 234H168L169 236L166 235ZM29 235L30 236L33 235V237L35 238L36 243L40 242L41 245L39 243H38L39 246H38V244H35L34 245L33 242H32L34 238L33 237H29ZM224 235H226V236H224ZM46 236H48V238ZM49 236H51V238L53 237L52 239H54V240L50 239ZM94 236H95L96 239H94ZM105 236H108V237H105ZM140 236L142 237L141 239H144V241L142 240L143 242H145L143 245H142L143 242L141 241V239L138 238ZM156 236H158V238ZM241 236H243V237H241ZM249 236H250V238H248ZM22 237L24 239L26 237V240H28V241H26V243L28 245L26 243H25V245H24V243L23 244L21 243V242H23V240H22L23 238ZM111 237H114V238H111ZM120 237H121V239H120ZM154 237L156 239H154ZM183 237H185V238H183ZM206 237L209 238V239H211V240H215V241H223L225 243L231 242V245H229L230 244L229 243L226 246H228V247L231 248L232 252L234 253V256L231 257L227 262H223V257L221 259L220 254L219 253H216V250H214L213 248L210 247L212 249V252L211 253H207L205 251V248L208 246L207 243H206V242H208V241H206V239H207ZM233 237H235V238L237 237V238L235 239ZM5 238H7V239H5ZM20 238H21L22 241L20 240ZM55 238H58V239H55ZM106 238L108 239L107 241H106ZM135 238L138 239V241ZM252 238H254L253 239L254 241L252 240ZM64 239H65V241H64ZM84 239L86 240V242H85ZM152 239L153 240H156V242L153 241ZM162 239H163V241H160ZM195 239H197V240L195 241ZM199 239H200L201 242H199ZM209 239H207V240H209ZM164 240H166V243H165ZM173 240H174V242H171ZM249 240H252L253 242H251ZM52 241L54 242V244H53ZM87 241L88 242L90 241L89 242L90 244H88ZM158 241L164 242V244L162 243L163 245H161V243L159 242L160 245H158V243H157ZM167 241L169 242V244H167ZM18 242L21 243L22 246ZM28 242H31V243H28ZM67 242H68V244H67ZM170 242L172 243V245L170 244ZM204 242H205V244H204ZM254 242H255V244H254ZM49 243H51V245ZM93 243H95V244H93ZM105 243L107 244L106 246H105ZM201 243H202V245L203 244L204 245L201 246ZM149 244H152V245L149 246ZM179 244L182 247V249H181V247H179ZM181 244H183L184 246L181 245ZM7 245H8V247H7ZM23 245L25 247H23ZM42 245L44 246L45 249L44 248H41ZM85 245H87V249H89V250L92 249V250H90V253H92L91 254L92 256H94V254H96L94 251H96V250L98 251L97 254L95 255V258L97 256L98 259H99V261H98L97 258L95 259V258L89 256L90 254L88 255L86 253L88 250L86 251L84 249L85 250L84 251V250H82V248L79 249V247H82V246L85 247ZM116 245H117V247H116ZM131 245H132V247L134 246L133 247V250L130 249V246ZM136 245H137V247H136ZM169 245H171L173 247L175 246V248L172 247L175 250H172L171 251L169 249L171 246H169ZM191 245H193L192 248H191L192 249V252H195V253H193L192 256H187V255H185V250L186 249L191 250L189 248V246L191 247ZM241 245H243V247ZM251 245L253 246L252 248H250ZM256 245L257 246L259 245V246L257 247ZM89 246L91 248H89ZM123 246H126L127 248L126 247L123 248ZM151 246H152V249H150ZM164 246H166L165 247V248H167L166 250H165ZM187 246H188V248H186V249L183 248V247H187ZM238 246L239 247H242V248H239ZM75 247L78 249V251L76 249L73 250V248H75ZM95 247H96V249L94 250ZM119 247L123 251H125V252H123ZM154 247H156V248H154ZM197 247H199V248L195 250V248H197ZM245 247H246V250H245ZM255 247H257V248H255ZM3 248H5V251H7V252L2 251V250H4ZM40 248L43 250V252L45 254H43L42 251L40 252V250H41ZM163 248L165 250V254H164V250H163L162 253H160ZM7 249H9L10 252ZM128 249H130V251H128ZM178 249L179 250L181 249L182 252L179 251ZM241 249L244 252H242ZM101 250H103V251H101ZM104 250H105V253L106 254H102V253H104ZM153 250H154V252H153ZM126 251H128V254L126 253ZM168 251H169V253H168ZM176 251H178L179 253L176 252ZM239 251H241V252L239 253ZM120 252L121 253L123 252L122 255H121ZM129 252L132 253L133 255H129L130 254ZM146 252H148V253H146ZM196 253H198V254H196ZM75 254H76V256H75ZM98 254H100V255L98 256ZM168 254H169V257L167 256ZM181 254L183 255L182 258H181ZM244 254H250V258L252 260L249 259V258L247 260H242V256ZM77 255H78L79 258L77 257ZM84 255L86 256L85 258H88V259H85V258L82 259V256H84ZM10 256H12V257H10ZM24 256L27 257L28 260ZM130 256H132V257H130ZM118 257H120V258H118ZM166 257H167V259H166ZM183 257H184V259H183ZM260 257H262V258H260ZM38 258H40V259L38 260ZM109 258H111V259H109ZM175 258H177V259H175ZM186 258H188L189 260H187ZM259 258H260V260H259ZM60 259H61V261H60ZM34 260H35V263H33ZM53 260L55 261L54 263H53ZM73 260H74V262H73ZM14 261H15V263H14ZM27 261H28V263H27ZM112 261H114V262H112ZM149 262H152V264L155 263L154 261H152V259H151V261H149V259H148L147 260V263L144 262L143 264H148ZM203 262H205V263H203Z\"/></svg>","mask_w":264,"mask_h":264},{"label":"bare ground","instance_id":"bare-ground-1","mask_svg":"<svg viewBox=\"0 0 264 264\" xmlns=\"http://www.w3.org/2000/svg\"><path fill=\"white\" fill-rule=\"evenodd\" d=\"M33 1H34V0H33ZM33 1H32V2H33ZM46 1H47V0H46ZM57 1H58V0H57ZM57 1H56V2H57ZM79 1H80V0H78V2H79ZM81 1H82V0H81ZM94 1H95V0H94ZM121 1H122V0H121ZM128 1H129V0H128ZM133 1H134V0H133ZM138 1H139V0H138ZM140 1H141V0H140ZM140 1H139V2H140ZM143 1L146 2L147 0H143ZM154 1H155V0H154ZM175 1H176V0H175ZM179 1H180V0H179ZM179 1H178V2H179ZM188 1H189V0H188ZM207 1H208V0H207ZM217 1H218V0H217ZM225 1H227V0H225ZM225 1H224V3H225ZM237 1H239V0H237ZM241 1H242V0H240V2H241ZM243 1H244V0H243ZM245 1H246V0H245ZM247 1L249 2V0H247ZM255 1H257V0H255ZM258 1H259V0H258ZM260 1H261V0H260ZM260 1H259V2H260ZM262 1H263V0H262ZM262 1H261V2H262ZM2 2H3V1H2ZM25 2H26V0H25ZM37 2H38V1H37ZM43 2H44V3H42L41 5L45 4V0H44ZM85 2H86V0H85ZM88 2H89V1H88ZM129 2H130V1H129ZM129 2H128V3H129ZM141 2H142V1H141ZM144 2H143V4L146 5ZM189 2H190V1H189ZM193 2H194V1H193ZM193 2H191V3H193ZM227 2H229V0H228ZM231 2H232V1H231ZM240 2H239V3H240ZM52 3H53V1H52ZM81 3H82V2H81ZM110 3H111V2H110ZM120 3H122V2H120ZM120 3H119V4H120ZM131 3H132V2H131ZM133 3H134V2H133ZM146 3H147V2H146ZM150 3H151V2H150ZM152 3H153V2H152ZM159 3H160V2H159ZM163 3H164V2H163ZM173 3H174V2H173ZM173 3H172V4H173ZM175 3H176V2H175ZM175 3H174V4H175ZM208 3H209V2H208ZM251 3H252V0H251ZM257 3H258V2H257ZM8 4H10V3H8ZM35 4H36V3H35ZM53 4H54V3H53ZM64 4H65V3H64ZM64 4L60 5V7H61L62 10L64 9V8H63V5H64ZM134 4H136V3H134ZM139 4H140V3H139ZM143 4H142V5H143ZM170 4H171V2H170ZM193 4H194V3H193ZM195 4H197V3H195ZM230 4H231V3H230ZM233 4H234V3H233ZM241 4H242V3H241ZM246 4H247V2H246ZM32 5H34V2H33ZM46 5H47V4H46ZM49 5H50V4H49ZM56 5H57V4H56ZM58 5H59V4H58ZM58 5H57V6H58ZM82 5H83V7H86V6H84L85 4L82 3ZM142 5H141V6H142ZM148 5H149V3L147 4V7H148ZM156 5H157V4H156ZM163 5H164V4H163ZM163 5H162V6H163ZM177 5H178V4H176L175 6H177ZM212 5H213V4H212ZM237 5H238V4L236 3V6H237ZM247 5H248V4H247ZM250 5H251V4H250ZM34 6H35V5H34ZM34 6H32V7H34ZM37 6H38V5H37ZM51 6H52V4H51ZM115 6H116V5H115ZM119 6H120V5H119ZM168 6H169V5H168ZM175 6H174V7H175ZM213 6H215V3H214ZM219 6H220V5H219ZM227 6H228V5H227ZM256 6H258V5H256ZM11 7H13V6H11ZM17 7H18V6H17ZM17 7H16V8H17ZM64 7H65V6H64ZM120 7H121V6H120ZM123 7H124V6H123ZM123 7H121V8H123ZM130 7H131V6H130ZM160 7H161V4H160ZM160 7H159V8H160ZM169 7H170L169 10H170V9H171V5H170ZM244 7H245V6H244ZM251 7H252V6H251ZM251 7H249V8H251ZM34 8H36V7H34ZM43 8H44V5H43ZM43 8H42V10L44 11ZM49 8H50V6H49ZM51 8H52V7H51ZM51 8H50L49 10H51ZM65 8H66V7H65ZM93 8H94V7H93ZM116 8H117V7H116ZM134 8L137 10L136 7H134ZM142 8H144V7H142ZM142 8H141V9H142ZM172 8H173V7H172ZM178 8H179V7H178ZM218 8H219V7H217V9H218ZM229 8H230V10H231V7H229ZM229 8H228V9H229ZM256 8H257V7H256ZM256 8H252L253 11H254V9L257 11ZM258 8H259V7H258ZM47 9H48V5H47ZM47 9H46V7H45V10H47ZM52 9H53V8H52ZM87 9H88V8H87ZM123 9H124V8H123ZM131 9H133V8H131ZM135 9H134V12H137V11L139 10V9H138V10L136 11ZM157 9H158V8H157ZM157 9H156V10H157ZM210 9H211V8H210ZM244 9H245V11H247V10H246V7H245ZM259 9H260V8H259ZM34 10H35V9H34ZM40 10H41V8H40ZM49 10H48V11H49ZM58 10H59V9H58ZM69 10H70V8L68 9V11H69ZM113 10H114V9H113ZM117 10H118V9H117ZM121 10H122V9H121ZM161 10H162V9H161ZM161 10H160V11H161ZM165 10H166V9H165ZM177 10H178V9H177ZM213 10L216 11V9H214V7H213V9H211V13H212ZM230 10H228V11L226 10V11H227V12H230ZM238 10L241 12V10H243V9L241 8V10H240V9H238ZM238 10H237V11H236V10H231V11H233V12L236 11L237 13L235 12V14H238V12H239ZM249 10L253 13V11H252L251 9H249ZM261 10H262V9H261ZM263 10H264V9H263ZM10 11H11V10H10ZM51 11H52V10H51ZM72 11H73V10H72ZM72 11H71V12H72ZM115 11H116V10H115ZM119 11H120V9H119ZM122 11H123V10H122ZM130 11H131V10H130ZM130 11H128V13H129ZM139 11H141V10H139ZM146 11H148V10H146ZM151 11H152V10H151ZM160 11H158V13H159ZM162 11H163V10H162ZM171 11H172V10H171ZM171 11H168V12L170 13ZM186 11H187V9L185 8V13H186ZM17 12H18V10H17ZM31 12H32V10H31ZM36 12H37V9H36ZM41 12H42V11H41ZM46 12H47V11H46ZM53 12H54V10H53ZM63 12H64V11H63ZM123 12H125V11H123ZM123 12H121V13L123 14ZM179 12L181 13L180 10H179ZM208 12L210 13V11H208ZM220 12L223 14L225 11L222 12L221 9H220ZM220 12H219V13H220ZM251 12H249V13H251ZM258 12H260V11H258ZM263 12H264V11H263ZM8 13H10V12H8ZM38 13H39V12H38ZM51 13H52V12H51ZM73 13H74V12H72L71 15H74V14H75V13H74V14H73ZM76 13H77V12H76ZM83 13L85 14V11H84ZM117 13H118V11H117ZM126 13H127V11H126ZM148 13H149V12H148ZM151 13H152V12H151ZM155 13H156V12H155ZM161 13H162V12H161ZM164 13L167 14V12L163 11V14H164ZM176 13H177V12H176ZM185 13H184V14H185ZM188 13H189V12H188ZM206 13H207V12H206ZM211 13H210V15H211ZM217 13H218V12H217ZM219 13H218V14H219ZM247 13H248V11H247ZM260 13H261V15H263L262 12H260ZM11 14H13V12L10 13V15H11ZM33 14H35L34 11H33ZM46 14H47V13H46ZM46 14H44V15H46ZM48 14H49V12H48ZM61 14H62V13H61ZM119 14H120V13H119ZM129 14H130V13H129ZM135 14H137V13H135ZM135 14H134V15H135ZM152 14H153V13H152ZM212 14H213V13H212ZM225 14H226V13H225ZM253 14H254V13H253ZM256 14H257V13H256ZM0 15H1V14H0ZM36 15L39 16V14H36ZM44 15H43V16H44ZM105 15H106V14H105ZM132 15H133V14L131 13L130 16H132ZM167 15H169V14H167ZM170 15H171V13H170ZM170 15H169V16H170ZM182 15H183V14H182ZM182 15H181V16H182ZM185 15H186V14H185ZM188 15H189V14H188ZM206 15H207V14H206ZM206 15H205V16H206ZM208 15H209V14H208ZM219 15H220V14H219ZM244 15H246V14H244ZM261 15L259 14V17H260ZM11 16H12V15H11ZM43 16H42V17H43ZM68 16H69V14H68ZM74 16H75V15H74ZM80 16H81V15H80ZM93 16H94V15H93ZM113 16H114V15H113ZM119 16H120V15H119ZM127 16H128V15H127ZM145 16H146V15H145ZM159 16H160V15H159ZM162 16H163V15H162ZM174 16H177V15H175V13H174ZM174 16H173V19L179 17V16H177V17H174ZM195 16H196V14H195ZM195 16H194V17H195ZM236 16H237V15H236ZM263 16H264V15H263ZM39 17H40V16H39ZM62 17H63V14H62ZM66 17H67V16H66ZM108 17H109V14H108ZM115 17L117 18V16H115ZM133 17H134V16H133ZM135 17H136V16H135ZM160 17H161V16H160ZM164 17H165V15H164ZM194 17H193V18H194ZM197 17H198V19H199L200 15H197ZM202 17H203V16H202ZM202 17H201V18H202ZM217 17H218V16H217ZM0 18H1V17H0ZM25 18H26V17H25ZM40 18H41V17H40ZM47 18H48V17H47ZM56 18H58V16H57ZM64 18H65V17H64ZM72 18H73V17H72ZM77 18L79 19V18H81V17L78 16ZM105 18H107V17H105ZM112 18L114 19V17H112ZM126 18H127V17H126ZM130 18H131V17H130ZM137 18H138V17H137ZM137 18H136V19H137ZM181 18H182V17H181ZM221 18H222V17H220V19H221ZM223 18H224V16H223ZM235 18H236V17H235ZM235 18H234V19H235ZM254 18H255V17H254ZM11 19H12V17H11ZM11 19L9 20V22L12 23V20H11ZM45 19H46V17H45ZM59 19H60V18H59ZM66 19H67V18H66ZM69 19H70V18H69ZM69 19H68V20H69ZM107 19H108V18H107ZM132 19H134V18H132ZM136 19H134V20H136ZM138 19H140V18H138ZM138 19H137V20H138ZM149 19H152L153 22H154L155 20L157 21L159 18H158V19H155V20H154L153 18H149ZM171 19H172V18H171ZM188 19H189V17L186 18V21H189ZM190 19L192 20V18H190ZM195 19H196V18H195ZM231 19H233V18H231ZM234 19H233V20H234ZM237 19H238V18H237ZM260 19H261V18H260ZM1 20H2V18H1ZM3 20H4V19H3ZM14 20H15V18H14ZM39 20H40V19H39ZM42 20H43V19H42ZM75 20H76V19H75ZM99 20H100V19H99ZM117 20H118V18H117ZM119 20H121V17H119ZM129 20H130V19L128 18L127 21H129ZM141 20H143V19H141ZM145 20H146V19H145ZM167 20H168V18H167ZM179 20H180V19H179ZM200 20H201V19H199V21H200ZM217 20H218V19H217ZM222 20H223V19H221L220 21H222ZM226 20H227V19H226ZM228 20H230V19H228ZM228 20H227V21H228ZM255 20H257V19H255ZM21 21H22V20H21ZM51 21H52V19H51ZM65 21H66V20H65ZM73 21H74V20H73ZM112 21H113V20H112ZM123 21H124V20H123ZM123 21H122L121 23H123ZM146 21H147V20H146ZM164 21H166V20H164ZM164 21H163V22H164ZM168 21H169V20H168ZM168 21H167V22H168ZM174 21H175V20H174ZM181 21H182V20H181ZM184 21H185V20H184ZM196 21H197V20H196ZM206 21H207V20H206ZM235 21H236V19H235ZM235 21H232V22L235 23ZM244 21H245V20H244ZM246 21H247V20H246ZM42 22H43V21H42ZM78 22H79V21H78ZM118 22H119V21H118ZM133 22H134V21H133ZM137 22H138V21H137ZM151 22H152L151 20H150V22L148 21L149 24H150ZM157 22H158V21H157ZM169 22H171V21H169ZM182 22H183V21H182ZM182 22H179V24L182 23ZM224 22H225V20H224ZM230 22H231V21H230ZM232 22H231V23H232ZM0 23H1V22H0ZM3 23H4V22H3ZM3 23H1V25H2ZM20 23H21V22H20ZM32 23L34 24L35 21L32 22ZM61 23H62V22H61ZM86 23H87V22H86ZM86 23L84 22V24H86ZM88 23H89V21H88ZM108 23H109V21H108ZM110 23H111V21H110ZM113 23H114V21H113ZM115 23H116V22H115ZM155 23H156V22H155ZM158 23H161V22H158ZM171 23H172V22H171ZM171 23H170V24H171ZM188 23H189V22H188ZM198 23H199V22H198ZM203 23H206V22L203 21ZM215 23H216V24L219 23V20H218V22H213V24H215ZM225 23H226V22H225ZM225 23H224V24H225ZM227 23H228V24H226V25H229V22H227ZM231 23H230V24H231ZM260 23H261V22H260ZM7 24H8V23H6V25H7ZM13 24H16V23H13ZM18 24H19V23H18ZM18 24H17V25H18ZM47 24H48V23H47ZM71 24H72V23H71ZM81 24H82V25H81V27H82V26H83L82 21H81ZM98 24H99V23H98ZM116 24H118V23H116ZM165 24H166V23H165ZM179 24H178L177 26H180V25L184 24V22H183L182 24H180V25H179ZM195 24H197V23H195ZM201 24H202V23H201ZM208 24H209V22H208ZM211 24H212V22H211ZM211 24H209V25L211 26ZM216 24H215V25H216ZM40 25H41V24H40ZM53 25H54V24H53ZM57 25H58V24H57ZM65 25H66V24H65ZM73 25H74V24H73ZM75 25H76V24H75ZM99 25H100V24H99ZM105 25H107V24H105ZM110 25L112 26V24H110ZM125 25L127 26V23H126ZM128 25H129V22H128ZM152 25H153V23H152ZM161 25H162V24H161ZM173 25H176V24H173ZM190 25H191V24H190ZM192 25H193V24H192ZM202 25H203V24H202ZM215 25H214V26H215ZM218 25H219V24H218ZM220 25H221V24H220ZM222 25H223V24H222ZM222 25H221L220 27H223V26H224V25H223V26H222ZM260 25H261V24H260ZM262 25H263V23H262ZM262 25H261V26H262ZM62 26H63V23H62ZM66 26H67V25H66ZM76 26H77L76 28H79L80 25L78 24V25H76ZM100 26H101V25H100ZM113 26H114V25H113ZM115 26H116V25H115ZM150 26H151V25H150ZM154 26H155V25H154ZM154 26H153V28H154ZM159 26H160V25H159ZM165 26H166V25H165ZM186 26H187V25H186ZM198 26H199V25H198ZM212 26H213V25H212ZM212 26H211V31H210L209 33H211V32L213 31V30H212ZM229 26H230V25H229ZM249 26H250V24L248 23V28H249ZM32 27H33V26H32ZM35 27H36V26H35ZM54 27H55V26H54ZM68 27H69V26H68ZM84 27H85V26H84ZM103 27H105V26H103ZM119 27H120V26H119ZM119 27L117 26V28H119ZM121 27H122V24H121ZM123 27H124V26H123ZM127 27H128V26H127ZM133 27H134V26H133ZM151 27H152V26H151ZM157 27H158V26H157ZM175 27H176V26H175ZM187 27H188V26H187ZM204 27H205V26H204ZM204 27H203V28H204ZM217 27H218V26H215L214 28H217ZM252 27L254 28V26H251V28H252ZM15 28H18V27L15 26ZM38 28H39V27H38ZM58 28H59V27H57V29H58ZM63 28H64V27H63ZM99 28H100V27H99ZM106 28H108V27H106ZM106 28H105V29H106ZM115 28H116V27H115ZM115 28H114V29L111 28V29L115 30ZM117 28H116V30H118ZM124 28H125V27H124ZM155 28H156V27H155ZM172 28H173V27H172ZM178 28H180V27H178ZM183 28H185V26H183ZM183 28H182V29H183ZM203 28H202V29H203ZM218 28H219V27H218ZM226 28H227V26H226ZM248 28H247V30H248ZM4 29H5V27H4ZM80 29H81V28H80ZM83 29H84V28H83ZM85 29H87V27H86ZM85 29H84V30H85ZM91 29H92V28H91ZM160 29H161V28H160ZM162 29H163V28H162ZM219 29H220V32L222 33L223 30H222L221 28H219ZM262 29H263V27H262ZM0 30H1V29H0ZM2 30H3V28H2ZM12 30H13V29H12ZM22 30L24 31V29H22ZM47 30H48V29H47ZM76 30H78V29H76ZM84 30H82V31H84ZM109 30H110V29H109ZM139 30H140V29H139ZM146 30H147V29H146ZM163 30H164V29H163ZM170 30H171V29H170ZM185 30H186V29H185ZM221 30H222V31H221ZM256 30H257V29H255V31H256ZM4 31H5V30H4ZM72 31H73L72 34H74V31H75V30H72ZM85 31H87V30H85ZM90 31H92V30H90ZM99 31H100V29H99ZM107 31H108V30H107ZM191 31H193V33L195 32L194 29H193V30L191 29ZM191 31L189 30L188 32H191ZM196 31H197V30H196ZM198 31H199V30H198ZM201 31H202V30H201ZM204 31H206V30H204ZM204 31H203V32H204ZM19 32H20V30H19ZM53 32H54V31H53ZM56 32H57V31H56ZM59 32H60V31H59ZM105 32H106V31H105ZM112 32H113V31H112ZM139 32H140V31H139ZM141 32H142V31H141ZM160 32H161V31H160ZM160 32H159V33H160ZM180 32H182L181 35L184 34V32H185V34H187V30L184 31V32H183V30H180ZM225 32H226V31H225ZM246 32H247V31H246ZM246 32H244V34H245ZM5 33H6V31H5ZM14 33H15V32H14ZM14 33H13V34H14ZM37 33H38V32H37ZM51 33H52V32H51ZM51 33H50V35L52 36ZM61 33H62V32H60V33L57 32V36H59V34H60V36L65 35V33H63L62 35H61ZM85 33H87V32H85ZM137 33H138V32H137ZM159 33H158V35H159ZM168 33H169V32H168ZM195 33H196V35L198 36L197 32H195ZM198 33H199V32H198ZM206 33H208V31H206ZM206 33L204 32L203 35L205 36ZM215 33H217L216 30H215ZM215 33H213V36H214V35H215V36L218 35V34L216 35ZM226 33H228V32H226ZM226 33H225V34H226ZM238 33H239V32H238ZM238 33H237V34H238ZM77 34H78V33H77ZM87 34H88V33H87ZM92 34H93V33H92ZM94 34H95V32H94ZM96 34H97V33H96ZM98 34H99V33H98ZM138 34H139V33H138ZM144 34H145V33H144ZM150 34H151V33H150ZM160 34H161V33H160ZM185 34H184V35H185ZM211 34H212V33H211ZM225 34H224V35H225ZM228 34H229V33H228ZM231 34H234V33H231ZM239 34H240V33H239ZM25 35H27V34H25ZM105 35H106V34H105ZM107 35H108V34H107ZM109 35H110V34H109ZM135 35H136V34H135ZM145 35H146V34H145ZM161 35L163 36V34H161ZM167 35H168V34H167ZM187 35H188V34H187ZM240 35H241V34H240ZM21 36H22V35H21ZM29 36H30V35H29ZM53 36H55V35H53ZM57 36H55V38H57ZM70 36H71V35H70ZM87 36H88V35H86V37H87ZM92 36H93V35H92ZM97 36H98V35H97ZM120 36H121V35H120ZM132 36H133V35H132ZM137 36H138V35H137ZM142 36L144 37V35H142ZM159 36H160V35H159ZM171 36H172V35H171ZM171 36H170V37H171ZM204 36H203V37H204ZM208 36H209V35H208ZM226 36H227V38H228V35H225V37H226ZM229 36H230V34H229ZM237 36H238V37H237ZM237 36L235 35V38H236L235 40L239 39V35H237ZM242 36H244V35H242ZM247 36H249V32H248ZM258 36H259V34H258ZM7 37H9V36L7 35ZM48 37H49V36H48ZM74 37H75V36H74ZM74 37H73V38H74ZM99 37L101 38L100 35H99ZM106 37H108V36H106ZM112 37H113V36H112ZM112 37H111V38L109 37L108 39H112ZM118 37H119V36H118ZM139 37H140V35H139ZM165 37H166V35H165ZM170 37H169V38H170ZM179 37H180V35H179ZM188 37H189V35H188ZM195 37H196V36H195ZM209 37H210V36H209ZM217 37H218V36H217ZM252 37H253V35H252ZM254 37H255V36H254ZM254 37H253V38H254ZM1 38L3 39V37H1ZM69 38H70V37H69ZM73 38H72V39H73ZM87 38H88V37H87ZM95 38H98V37H95ZM116 38H117V37H116ZM166 38H167V37H166ZM174 38H175V37H174ZM191 38H192V36H191ZM212 38H213V37H212ZM215 38H216V37H215ZM215 38H214V39H215ZM240 38H242V37H240ZM246 38H247V37H246ZM246 38H245V39H246ZM255 38H256V37H255ZM9 39H10V38H9ZM23 39H24V38H23ZM64 39H67V38L64 37ZM74 39H75V41H76V40H77V41H80V40H81V39H80V40L76 39V37H75ZM85 39H86V38H85ZM101 39H102V38H101ZM104 39H105V38H104ZM106 39H107V38H106ZM123 39H126V38H123ZM152 39H153V38H152ZM179 39L181 40L182 38L180 37ZM214 39H213V40H214ZM220 39H221V38H220ZM243 39H244V38H243ZM48 40H49V39H48ZM54 40H55V39H54ZM90 40H91V39H90ZM90 40H89V41H90ZM92 40H93V39H92ZM97 40L99 41V39H96V42H97ZM116 40H117V39H116ZM116 40H115V41H116ZM119 40H120V39H119ZM127 40H128V39H127ZM146 40H147V37H146ZM157 40L159 41V39H157ZM169 40H170V39H169ZM200 40H201V39H199V42H198V41H197V42H198V43H201ZM213 40H212V42H213ZM217 40H218V39H217ZM239 40H240V39H239ZM249 40H250V39H249ZM249 40H248V41H249ZM252 40H253V39H252ZM252 40H251V41H252ZM1 41H2V40H1ZM10 41H11V40H10ZM12 41H13V40H12ZM22 41H23V40H22ZM84 41H85V40H84ZM86 41H87V40H86ZM112 41H113V40H112ZM124 41H125V40H124ZM153 41H154V39H153ZM160 41H162V40H160ZM178 41H179V40H178ZM178 41H177V42H178ZM193 41H194V40H193ZM204 41H205V43L207 42V40H204ZM215 41H216V40H215ZM229 41H230V40H229ZM248 41H247V42H248ZM8 42H9V41H8ZM15 42H16V41H15ZM19 42H20V40H19ZM19 42H18V43H19ZM27 42H29V41H27ZM110 42H111V41H110ZM116 42H117V41H116ZM120 42H121V41H120ZM127 42H129V40H128ZM146 42H147L148 44L150 43V42H148V41H146ZM146 42H145V45H147ZM170 42H172V41H170ZM174 42H175V40H174ZM177 42H176V43H177ZM181 42H182V44L185 43V41H184V43H183V41H181ZM191 42H192V41H191ZM216 42H217V41H216ZM219 42H220V41H219ZM221 42H222V41H221ZM221 42H220V45L222 44ZM230 42H231V41H230ZM232 42H233V41H232ZM244 42H245V41H244ZM247 42H246V43H247ZM249 42H250V41H249ZM3 43H5V42L3 41ZM22 43H24V42H22ZM81 43H83V42H81ZM94 43H95V40H93V44H94ZM99 43H101V45H102V42H99ZM108 43H109V42H108ZM108 43H106V44H108ZM210 43H211V42H210ZM226 43H227V42H226ZM226 43H225V44H226ZM234 43H235V42H234ZM240 43H241V42H240ZM246 43H245V44H246ZM57 44H58V43H57ZM83 44H84V43H83ZM106 44H105V42H104V45H106ZM116 44H117V43H116ZM127 44H128V43H127ZM130 44H131V43H130ZM130 44H129V45H130ZM138 44H139V43H138ZM154 44H155V43H153V45H154ZM182 44H181V45H182ZM192 44H193V42H192ZM196 44H197V43H195L194 46H196ZM202 44H204V43H202ZM202 44H201V45H202ZM213 44L215 45V43H213ZM228 44H229V42H228ZM242 44H243V41H242ZM254 44H255L254 46H258V44L256 45V41H255ZM18 45H19V44H18ZM18 45H17V47H18ZM21 45H22V44H21ZM21 45H20V46H21ZM32 45H33V44H32ZM67 45H68V44H67ZM77 45H78V44H77ZM81 45H82V44H81ZM88 45H90V44H88ZM91 45H92V44H91ZM94 45H99V44H94ZM101 45H100V46H101ZM118 45H119V44H118ZM118 45H117V46H118ZM129 45H128V46H129ZM134 45H135V44H134ZM140 45H141V44H140ZM164 45H165V44H164ZM164 45H163V47H164ZM173 45H174V43H173ZM177 45H179V47H180V44H177ZM184 45H185V44H184ZM204 45H205V44H204ZM214 45H213V46H214ZM231 45H232V44L230 43V46H231ZM240 45H241V44H240ZM240 45H239V47H241ZM35 46H36V45H35ZM54 46H55V45H54ZM57 46H58V45H57ZM70 46H72V45H70ZM121 46H122V45H121ZM132 46H133V45H132ZM132 46H130V48H131ZM135 46H136V48H137V45H135ZM143 46H144V45H143ZM155 46H156V45H155ZM167 46H168V45H167ZM171 46H172V45H171ZM197 46H198V44H197ZM205 46H206V45H205ZM209 46H211V45L209 44ZM213 46H212V49H213ZM215 46H216V45H215ZM222 46H223V44H222ZM230 46H229V47H230ZM233 46H235V45H233ZM33 47H34V46H33ZM68 47H69V46H68ZM73 47H74V45H73ZM80 47H81V46H80ZM101 47H102V46H101ZM113 47H114V46H113ZM140 47H142V46H140ZM148 47H149V46H148ZM151 47H152V46H151ZM165 47H166V46H165ZM174 47H175V46H174ZM182 47H183V46H182ZM184 47H186V46H184ZM225 47H226V46H224L223 49H225ZM229 47H228V49H230ZM243 47H244V46H243ZM15 48H16V47H15ZM15 48H14V49H15ZM29 48H30V47H29ZM81 48H82V47H81ZM81 48H80V49H81ZM105 48H106V47H105ZM117 48H118V47H117ZM120 48H121V47H120ZM138 48H139V47H138ZM142 48H143V47H142ZM152 48H154V47H152ZM155 48H157V46H156ZM155 48H154V50H155ZM159 48L161 49V47H159ZM171 48H172V47H171ZM198 48H199V47H198ZM198 48L196 47V48H195V53L193 52V54H196L197 56H198V54H197L196 50H197ZM214 48H216V49H214V50H215V51H214L215 53H212V54H216V51L219 50V49L217 50V47H214ZM218 48H220V47H218ZM226 48H227V47H226ZM257 48H258V47H257ZM1 49H2V48H1ZM19 49H20V48H19ZM19 49H18V50H19ZM30 49H31V48H30ZM58 49H59V48H58ZM89 49H90V48H89ZM126 49H127V48H126ZM134 49H135V48H134ZM139 49H140V48H139ZM146 49H147V48H146ZM162 49H163V48H162ZM177 49H178V48H177ZM184 49H185V48H184ZM184 49H183V50H184ZM187 49H188V48H187ZM206 49H207V48H206ZM206 49H205V50H206ZM223 49H222V50L220 49V52L223 51V52L225 53V51H224ZM228 49H227V50H228ZM242 49H244V48H242ZM242 49H241V50H242ZM249 49H250V48H249ZM254 49H255V48H254ZM254 49H252V50H254ZM258 49H260V47H259ZM258 49H257V50H258ZM26 50H27V49H26ZM75 50H76V49H75ZM98 50H99V49H98ZM110 50H113V48L110 49ZM117 50H118V49H117ZM123 50H124V49H123ZM144 50H145V49H144ZM154 50H153V51H154ZM173 50H176V49H173ZM178 50H179V49H178ZM185 50H186V49H185ZM185 50H184V51H185ZM189 50H191V49H189ZM230 50H231V49H230ZM236 50H237V49H236ZM30 51H31V50H29V53H30ZM102 51H103V49H102ZM121 51H122V50H121ZM135 51H137V50L135 49ZM161 51H164V50H161ZM165 51H167V49H166ZM165 51H164V52H165ZM192 51H194V50H192ZM207 51L209 52L208 49H207ZM212 51H213V50H212ZM244 51H245V50H244ZM244 51H243V52H244ZM246 51H247V50H246ZM100 52H101V51H100ZM100 52H99V53H100ZM103 52H104V51H103ZM106 52H107V51H106ZM109 52L112 53V51H108V53H109ZM114 52H115V51H114ZM123 52H125V51H123ZM130 52H131V51H130ZM141 52H142V51H141ZM149 52H150V50H149ZM167 52L170 53V50L167 51ZM167 52H165V53H167ZM172 52H173V51H172ZM175 52H176V51H175ZM179 52H180V50H179ZM179 52H178V54H179ZM181 52H182V51H181ZM181 52H180V53H181ZM200 52H201V51H200ZM208 52H207V53H208ZM210 52H211V51H210ZM237 52H239V51H237ZM243 52H242V53H243ZM247 52H248V51H247ZM249 52H250L251 55H253L252 51H249ZM249 52H248V53H249ZM255 52H256V51H255ZM262 52H263V51H262ZM15 53H17V52H15ZM15 53H13V54H15ZM35 53H36V52L34 51V55H35ZM79 53H81V52H79ZM88 53H89V52H88ZM88 53H87V54H88ZM101 53H102V52H101ZM111 53H109V54H111ZM150 53H151V52H150ZM150 53H149V54H150ZM154 53H155V51H154ZM165 53H163V54H165ZM198 53H199V51H198ZM233 53H234V52H233ZM52 54H53V53H52ZM93 54H94V53H93ZM112 54H113V53H112ZM112 54H111V55H108V54H107V57L110 56V57L113 59L114 56H115L117 53H115V55H114L113 57H112ZM135 54H136V53H135ZM171 54H172V53H171ZM171 54H170V55H171ZM183 54H184V53H183ZM185 54H186V53H185ZM188 54H189V53H187V55H188ZM200 54H201V53H200ZM203 54H204V53H203ZM209 54H211V53H209ZM220 54H221V53H220ZM220 54H219V56H220ZM225 54H226V53H225ZM243 54H244V53H243ZM250 54H247V53H246V56H247V55L251 56ZM256 54L261 55V53H256ZM256 54H255V55H256ZM15 55H16V54H15ZM19 55H20V54H19ZM19 55H18V56H19ZM27 55H28V53H27ZM29 55H30V54H29ZM55 55H56V54H55ZM97 55H98V54H97ZM99 55H100V54H99ZM120 55H121V54H120ZM132 55H133V52H132ZM144 55H145V54H144ZM157 55H158V54H157ZM174 55H175V54H173V58H174ZM189 55H192L191 52H190ZM217 55H218V53H217ZM217 55H216V56H217ZM221 55H223V54H221ZM236 55H237V54H236ZM13 56H14V55H13ZM18 56H17V57H18ZM30 56H31V55H30ZM58 56H59V55H58ZM72 56H73V55H72ZM86 56H87V55H86ZM89 56H90V55H89ZM102 56H103V55H102ZM139 56H140V55H138L137 57H139ZM160 56H161V55H160ZM162 56H163V55H162ZM192 56H193V55H192ZM194 56H195V55H194ZM197 56H195V58H197ZM228 56H229V55H228ZM249 56H247V57H249ZM253 56H254V55H253ZM253 56H252V58H253ZM15 57H16V56H15ZM21 57H22V55H21ZM21 57H18V59L21 58ZM28 57H29V56H28ZM28 57H27L26 59H29V58H30V57H29V58H28ZM32 57H34V56H32ZM32 57H31L30 59H33ZM46 57H47V56H46ZM100 57H101V56H100ZM104 57H105V56H104ZM137 57H136V58H137ZM140 57H142V56H140ZM140 57H139V58H140ZM144 57H145V56H143V57H142L143 59H141L140 61L144 60ZM151 57H152V56H151ZM171 57H172V56H171ZM176 57H179V55L176 56ZM176 57H175V58H176ZM188 57H189V56H188ZM190 57H191V56H190ZM190 57H189V60L191 59L192 64H193V63H196V66H198V65H197V62H193V61H194V60H192L193 57H192V58H190ZM199 57H200V56H198V58H199ZM213 57H214V55H213ZM217 57H218V56H217ZM221 57H222V56H221ZM259 57H260V56H259ZM261 57H262V55H261ZM261 57H260V58H261ZM24 58H25V57H24ZM24 58H23V60H25ZM36 58H38V57H36ZM59 58H60V57H59ZM59 58H58V59H59ZM62 58H64V56H63ZM65 58H66V57H65ZM111 58H110V59H111ZM133 58H134V57H133ZM158 58H159V57H158ZM168 58H169V57H168ZM175 58H174V59H175ZM230 58H231V57H230ZM230 58H228V59H230ZM12 59H13V58H12ZM14 59H15V58H14ZM38 59H40V58H38ZM88 59H89V58H88ZM98 59H100V58L98 57ZM106 59H107V58H106ZM108 59H109V58H108ZM110 59H109V60H110ZM115 59H117V56H116ZM115 59H114V60H115ZM120 59H121V58H120ZM147 59H148V58H147ZM147 59H146V61H148ZM164 59H165V56H164ZM169 59H170V58H169ZM185 59H186V61H187V58H185ZM201 59H202V58H201ZM209 59H211V56H210ZM214 59H215V60H214ZM220 59H221V58H220ZM220 59L217 60V63H218V61H219ZM241 59H242V58H241ZM246 59H247V58H246ZM246 59H245V60H246ZM47 60H48V59H47ZM60 60H61V58H60ZM72 60H73V59H72ZM77 60H78V59H77ZM85 60H86V58H85ZM114 60H113V61H114ZM118 60H119V59H118ZM126 60H127V59H126ZM133 60H135V59H133ZM137 60H138V59H137ZM137 60H136V61H137ZM166 60H167V59H166ZM172 60H173V59H172ZM179 60H180V59H179ZM179 60H178V61H179ZM181 60H182V59H181ZM211 60H212V59H211ZM213 60H214V62H215V64H216V57L213 58ZM230 60H232V59H230ZM242 60H243V59H242ZM259 60H260V59H259ZM16 61H17V60H16ZM16 61H14V62H16ZM38 61H39V60H38ZM65 61H66V60H65ZM65 61H64V62H65ZM80 61H81V60H80ZM90 61H91V59H90ZM90 61H89V62H90ZM151 61H152V59H151ZM151 61H149V62H151ZM164 61H165V60H164ZM164 61H163V62H164ZM168 61H169V60H168ZM208 61H210V60H208ZM220 61H221V60H220ZM225 61H226V60H225ZM256 61L258 62V60H256ZM262 61H263V60H262ZM14 62H13V63H14ZM24 62L26 63L27 60L24 61ZM24 62H23V64H25ZM58 62H59V61H58ZM62 62H63V61H62ZM69 62H70V61H69ZM76 62H77V61H76ZM78 62H79V61H78ZM102 62H103V61H101V64H102ZM104 62H106V61H104ZM109 62H110V61H109ZM116 62H117V61L115 60L114 64H116ZM123 62H124V60H123ZM123 62H122V64H124ZM132 62H134V61H132ZM155 62H156V61H155ZM155 62H154V63H155ZM157 62H158V61H157ZM157 62H156V63H157ZM182 62L185 64V61L182 60ZM188 62H189V61H188ZM188 62H187V63H188ZM198 62H199V61H198ZM210 62H211V61H210ZM210 62H209V63H210ZM214 62H212V64H213ZM234 62H236V59H235ZM239 62H240V60H239ZM251 62H252V61H251ZM17 63H18V62H17ZM17 63H15V64H17ZM86 63H87V62H86ZM97 63H98V62H97ZM99 63H100V62H99ZM99 63H98V64H99ZM107 63H108V62H107ZM146 63H147V62H146ZM165 63H167V62H165ZM165 63L163 64L164 66H165ZM170 63H171V62H170ZM174 63H175V62H174ZM190 63H191V62H189L188 64L191 65ZM199 63H200V62H199ZM202 63H203V62H202ZM252 63H253V62H252ZM263 63H264V62H263ZM9 64H10V63H9ZM38 64H39V63H38ZM54 64H55V63H54ZM66 64H67V63H66ZM69 64H70V63H69ZM71 64H72V63H71ZM117 64H118V62H117ZM119 64H121V62H120ZM171 64H172V63H171ZM227 64H228V62H227ZM232 64H233V63H232ZM244 64H246V63H244ZM18 65H20V64H18ZM18 65H17V66H18ZM21 65H22V64H21ZM25 65H26V64H25ZM41 65H42V64H41ZM52 65H53V64H52ZM72 65H73V64H72ZM74 65H75V61H74ZM74 65H73V66H74ZM81 65H82V62H81ZM90 65H91V64H90ZM93 65H95V64H93ZM103 65H104V63H103ZM109 65H110V64H109ZM109 65L107 64V67H109ZM146 65H148V64H146ZM156 65H157V64H156ZM201 65H202V64H201ZM204 65H206V63H205ZM209 65H211V64H209ZM209 65H208V66L206 65L207 68L210 67ZM218 65H219V64H218ZM229 65H230V64H229ZM240 65H242V63H241ZM240 65H238V66H240ZM47 66H48V65H47ZM47 66H46V67H47ZM77 66H78V65H77ZM91 66H92V65H91ZM96 66H97V65H96ZM100 66H102V65H100ZM111 66H113V64H112ZM137 66H138V65H137ZM151 66H152V65H150V67H151ZM153 66H154V65H153ZM158 66H159V65H157V67H158ZM233 66H234V65H233ZM246 66H247V65H246ZM251 66H252V65H251ZM256 66H257V65H256ZM9 67H10V65H9ZM9 67H8V68H9ZM18 67H19V66H18ZM38 67H39V66H38ZM74 67H75V66H74ZM74 67H73V68H74ZM78 67H79V66H78ZM85 67H86V66H85ZM116 67H117V66H116ZM116 67H115V68H116ZM134 67H135V66H134ZM143 67H144V66H143ZM143 67H142V68H143ZM159 67H160V66H159ZM159 67H158V69H159ZM223 67H224V65H223ZM228 67H229V66H228ZM247 67H248V66H247ZM20 68H21V67H20ZM20 68H19V69H20ZM22 68H23V67H22ZM26 68H28V67H26ZM30 68H31V67H29V69H30ZM43 68H44V65H43ZM80 68H81V67H80ZM94 68H96V67H94ZM124 68L126 69V67H124ZM138 68H139V67H138ZM140 68H141V66H140ZM146 68H147V66H146ZM151 68H153V67H151ZM151 68H150V69H151ZM154 68H156V67H154ZM187 68H188V67H187ZM187 68H186V69H187ZM201 68H204L203 65H202ZM207 68H206V69H207ZM213 68H214V67H213ZM234 68H235V67H234ZM239 68H240V67H238L237 69H239ZM253 68H254V67H253ZM256 68H257V67H256ZM13 69H14V68H13ZM38 69H39V68H38ZM66 69H67V68H66ZM74 69H75V68H74ZM99 69H100V68H99ZM99 69H98V70H99ZM103 69H104V68H103ZM112 69H113V68H112ZM120 69H123V68H120ZM129 69H130V68H129ZM147 69H148V68H147ZM160 69H162V71L164 70L163 67H161ZM186 69H184V70L186 71ZM190 69H191V68H190ZM195 69H197V68H195ZM204 69H205V68H204ZM216 69H217V68H214V70H216ZM220 69H221V67L219 68V70H220ZM226 69H227V67H226ZM235 69H236V68H235ZM237 69H236V70H237ZM1 70H2V69H1ZM31 70H32V69H31ZM85 70H86V69H85ZM85 70H84V71H85ZM100 70H101V69H100ZM106 70H107V68H106ZM116 70H119V68L116 69ZM130 70H131V69H130ZM135 70H136V69H135ZM141 70H142V69H141ZM152 70H153V69H152ZM166 70H167V69H166ZM166 70H165V71H166ZM169 70H170V69H169ZM199 70H200V69H199ZM209 70H211V67H210ZM217 70H218V69H217ZM219 70H218V71H219ZM221 70H224V69H221ZM257 70H258V69H257ZM9 71H10V70H9ZM9 71H8V72H9ZM111 71H112V70H111ZM124 71H125V70H124ZM124 71H123V72H124ZM127 71H128V70H127ZM136 71H137V70H136ZM139 71H140V70H139ZM154 71H155V70H154ZM162 71H161V72H162ZM171 71H172V70H171ZM197 71H198V70H197ZM197 71H195V73H196ZM244 71H245V70H244ZM252 71H253V69H252ZM5 72H6V71H5ZM70 72H71V71H70ZM101 72H102V71H101ZM113 72H114V69H113L112 73H113ZM118 72H119V71H118ZM118 72H117V73H118ZM156 72H157V70H156ZM183 72H184V71H183ZM190 72H191V71H190ZM192 72H193V71H192ZM207 72H208V71H207ZM213 72H214V71H213ZM223 72L225 73L226 71L224 70V71H222V73H223ZM238 72H239V71L237 70V73H238ZM245 72H246V71H245ZM245 72H244V73H245ZM250 72H251V71H250ZM253 72H254V71H253ZM253 72L251 73V75L253 74ZM257 72H258V71H257ZM6 73H7V72H6ZM15 73H16V72H15ZM32 73H33V72H32ZM38 73H39V72H38ZM48 73H49V71H48ZM50 73H51V72H50ZM90 73H92V71H91ZM98 73H100V72H98ZM106 73H107V72H106ZM109 73H110V72H109ZM112 73H111V74H112ZM115 73H116V71H115ZM117 73H116V74H117ZM119 73H120V72H119ZM121 73H122V71H121ZM121 73H120V74H121ZM126 73H127V72H126ZM138 73H139V72H137L136 74H138ZM140 73H141V72H140ZM143 73H144V72H143ZM143 73H142V74H143ZM162 73H164V72H162ZM166 73H167V72H166ZM173 73H174V68H173ZM180 73H181V72H180ZM209 73H210V72H209ZM258 73H259V72H258ZM3 74H4V73L1 74V77L3 76ZM25 74H26V73H25ZM39 74H41V73H39ZM59 74H60V73H59ZM63 74H64V73H63ZM83 74L85 75V73H83ZM101 74H102V73H101ZM128 74H129V72H128ZM153 74H154V73H153ZM157 74H158V72H157ZM159 74H160V72H159ZM215 74H216V73H215ZM246 74H248V75H247V79H248V77H251V75L249 76V73H246ZM246 74H245V76H246ZM9 75H10V74H9ZM29 75H30V74H29ZM51 75H53V74H51ZM74 75H75V74H74ZM79 75H80V74H79ZM98 75H99V74H98ZM117 75L119 76V74H117ZM123 75H124V74H123ZM129 75H130V74H129ZM129 75H128V76H129ZM140 75H141V74H140ZM154 75H155V74H154ZM167 75H168V74H167ZM182 75H184V74H182ZM202 75H203V73H202ZM217 75H218V73H217ZM217 75H215L216 78H217ZM239 75H240V74H239ZM7 76H8V75H7ZM21 76H22V75H21ZM48 76H49V75H48ZM54 76H55V75H54ZM57 76H58V74H57ZM57 76H56V77H57ZM93 76L95 77L94 74H93ZM109 76H111V75H109ZM112 76H113V75H112ZM112 76H111V77H112ZM145 76H149V75H145ZM155 76H156V75H155ZM160 76H161V75H160ZM204 76H205V75H204ZM230 76H231V75L228 74V77H230ZM255 76H256V74H255ZM255 76H254V77H255ZM259 76H260V75H259ZM261 76H262V75H261ZM3 77H4V76H3ZM18 77H19V76H18ZM63 77H64V76H63ZM78 77H80V76H78ZM78 77H77V78H78ZM91 77H92V76H91ZM99 77H100V76H99ZM101 77H103V76H101ZM101 77H100V78H101ZM120 77H121V76H120ZM120 77H118V79H119ZM122 77H123V76H122ZM122 77H121V78H122ZM125 77H126V75H125ZM179 77H180V76H179ZM182 77H183V76H182ZM182 77H180V78L182 79ZM208 77H209V75H208ZM221 77H223V76H220L219 79H221ZM226 77H227V76H226ZM228 77H227V78H228ZM238 77H239V76H238ZM254 77H253V75H252V81H251V78H250V83H251L250 85H252V83L254 82V81H253V78H254ZM20 78H21V77H20ZM27 78H28V75H27ZM49 78H50V77H49ZM73 78H74V77H73ZM83 78H84V77H83ZM92 78H93V77H92ZM104 78H105V77H104ZM126 78H128V77H126ZM126 78H125V79H126ZM165 78H166V77H165ZM169 78H170V77H169ZM175 78H176V77H175ZM175 78H174V79H175ZM186 78H187V77H186ZM211 78H212V77H211ZM240 78H241V77H240ZM258 78L260 79V77H258ZM4 79H5V78H4ZM18 79H19V78H18ZM28 79H29V78H28ZM51 79H55V78H50V80H51ZM60 79H61V81H62L63 78H60ZM69 79H70V78H69ZM75 79H76V78H75ZM94 79H95V78H94ZM193 79L196 80L197 78L194 77ZM193 79H192L191 81H194ZM199 79H200V78H199ZM202 79H203V78H202ZM209 79H210V77H209ZM219 79H216V80H219ZM224 79H225V78H224ZM230 79L232 80V78H230ZM230 79H227V80H230ZM234 79H235V78H234ZM238 79H239V78H238ZM243 79H244V78H243ZM245 79H246V78H245ZM256 79H257V78H256ZM261 79H263V78H261ZM6 80H7V79H6ZM11 80H12V79H11ZM11 80H10V82H11ZM34 80H35V79H34ZM79 80H80V78H79ZM96 80H97V79H96ZM103 80H104V79H103ZM119 80H120V79H119ZM148 80H149V79H148ZM159 80H160V79H159ZM159 80H158V81H159ZM161 80H162V79H161ZM164 80H165V79H164ZM169 80H170V79H169ZM175 80H176V79H175ZM185 80H186V79H185ZM197 80H198V79H197ZM197 80H196V81H197ZM210 80H211V79H210ZM239 80H240V79H239ZM2 81H5V80H2ZM27 81H28V80H27ZM82 81H83V80H82ZM92 81H95V80L92 79ZM97 81H99V80H97ZM97 81H95V82H97ZM101 81H102V80H101ZM104 81H105V80H104ZM150 81H151V79H150ZM150 81H149V83H147V84H150V83H151ZM152 81H153V80H152ZM154 81H155V80H154ZM158 81L156 80V83H157ZM166 81H168V80H166ZM166 81H164V82L167 83ZM170 81H171V80H170ZM188 81H190V80H188ZM198 81H199V80H198ZM204 81H205V80H204ZM219 81H220V80H219ZM234 81H235V80H233V82H234ZM237 81H238V80H236L235 83H238ZM262 81H264V80H262ZM12 82H13V81H12ZM12 82H11V83H12ZM14 82H15V80H14ZM14 82H13V83H14ZM31 82H34V81L31 80ZM31 82H30V83H31ZM89 82H91V81H89ZM99 82H100V81H99ZM102 82H103V81H102ZM106 82H107V80L105 81V83H106ZM119 82H120V81H118V84H119ZM121 82H122V81H121ZM121 82H120V83H121ZM129 82H130V81H129ZM147 82H148V81H147ZM161 82H162V81H161ZM161 82H160V83H161ZM173 82H175V81H173ZM199 82H200V81H199ZM205 82H206V81H205ZM211 82H212V81H211ZM229 82H230V81H229ZM231 82H232V81H231ZM239 82L242 83V81H239ZM245 82H246V81H245ZM245 82L243 81V84H244ZM247 82H249V80H248ZM258 82H259V81H258ZM260 82H261V81H260ZM1 83H2V82H1ZM7 83H8V82H7ZM19 83H20V82H19ZM27 83H28V82H27ZM30 83H29V84H30ZM122 83H123V82H122ZM169 83H170V82H169ZM184 83H185V82H184ZM187 83H188V82H186V84H187ZM189 83H192V82H189ZM202 83H203V81H202ZM224 83L228 85V87L226 86V89H227V90H228V88H230V86H231V88H232V85H231V84H230V86H229V84H228L227 82H224ZM235 83H234V85H235ZM240 83H238V84L241 85ZM15 84H16V83H15ZM38 84H39V83H38ZM50 84H51V83H50ZM80 84L82 85V83H80ZM97 84H98V82H97ZM107 84H108V83H107ZM107 84H106V86H107ZM109 84H110V83H109ZM111 84H112V83H111ZM114 84H115V82H114ZM114 84H112V86H113ZM118 84H117V85H118ZM125 84H128V83L125 82ZM125 84H124V85H125ZM129 84H130V83H129ZM135 84L137 85V83H135ZM151 84H152V83H151ZM151 84H150V85H151ZM158 84H159V82H158ZM173 84H175V83H173ZM178 84H179V82H178ZM207 84H208V83H207ZM219 84H221V83H219ZM222 84H223V82H222ZM246 84H247V83H245V85H246ZM256 84H258L257 81H256ZM260 84L262 85V83H260ZM260 84H259V85H260ZM263 84H264V83H263ZM7 85H8V84H7ZM22 85H23V84H22ZM25 85H26V82H25ZM42 85H44V84H42ZM42 85H39V86H42ZM58 85H59V84H58ZM65 85H66V84H65ZM101 85H102V84H101ZM101 85H99V87H100ZM120 85H123V84H120ZM133 85H134V84H133ZM190 85L192 86V84H190ZM193 85H194V84H193ZM195 85H197L196 82H195ZM202 85H203V84H202ZM223 85H224V84H223ZM1 86H2V85H1ZM5 86H6V85H5ZM8 86H9V85H8ZM8 86H7V88H8ZM23 86H24V85H23ZM59 86H60V85H59ZM61 86H63V85L61 84ZM118 86H119V85H118ZM118 86H116V87H118ZM129 86H130V85H129ZM143 86H144V85H142L141 87H143ZM173 86L175 87V85H173ZM173 86H172V87H173ZM178 86H180V84H179ZM199 86H200V85H199ZM204 86H205V85H204ZM246 86H248V85H246ZM254 86H256V85H254ZM35 87H36V86H35ZM47 87H49V86H47ZM53 87L56 89V86H53ZM80 87H82V86H80ZM89 87H90V86H89ZM89 87H88V90L90 89ZM104 87H105V86H104ZM107 87H108V86H107ZM141 87H140V88H141ZM152 87H154V90H155V88H156L155 85L153 86V84H152ZM161 87H162V86H160V88H161ZM165 87H166V86H165ZM174 87H173L172 89H175ZM184 87H185V86H184ZM188 87H189V86H188ZM220 87H221V86H220ZM249 87H252V86H249ZM256 87H257V86H256ZM256 87H255V88H256ZM18 88H19V87H18ZM20 88H22V87L20 86ZM49 88H50V87H49ZM49 88H47V91H48V92H49V90H50ZM60 88H61V87H60ZM60 88L57 87V89H59V90H60ZM112 88H113V87H112ZM112 88H111V90H112ZM114 88H115V86H114ZM124 88H125V87H124ZM128 88H130V87H128ZM133 88H135V87H133ZM143 88H144V87H143ZM149 88H150V87H149ZM182 88H183V87H182ZM194 88H195V87H194ZM197 88L199 89V87H197ZM203 88H204V87H203ZM223 88H224V87H223ZM231 88H230V89H231ZM234 88H235V87H234ZM234 88H233V89H234ZM259 88H260V87H259ZM5 89H6V88H5ZM5 89H4V90H5ZM55 89L52 88L51 90H54V91H55ZM97 89H98V88H97ZM107 89H108V88H107ZM122 89H123V87H122ZM122 89H121V90H122ZM190 89H191V88H190ZM256 89H257V91H258V87H257ZM262 89H263V88H260L259 91L262 90ZM15 90H17V89H15ZM20 90H21V89H20ZM28 90H29V89H28ZM38 90L40 91V89H38ZM79 90H80V89H79ZM82 90H83V89H82ZM85 90H86V89H85ZM93 90H94V89H93ZM103 90H104V89H103ZM115 90H116V89H115ZM118 90H119V89H118ZM137 90H138V89H137ZM151 90L153 91V88H151L149 91H151ZM160 90H161V89H160ZM163 90H164V89H163ZM193 90H194V89H193ZM200 90H201V89H200ZM200 90H199V91H200ZM223 90H224V89H223ZM237 90H240V89H237ZM237 90H236V91H237ZM254 90H255V89H254ZM22 91H24V89H23ZM25 91H26V90H25ZM25 91H24V92H25ZM56 91H58V90H56ZM76 91H77V90H76ZM113 91H114V90H113ZM143 91H144V90H143ZM157 91H158V90H157ZM170 91H171V90H170ZM197 91H198V90H197ZM199 91H198V92H199ZM201 91H202V90H201ZM234 91H235V90H234ZM236 91H235V92H236ZM240 91H241V90H240ZM8 92H9V91H8ZM24 92H23V93H24ZM29 92H30V91H29ZM29 92H28V93H29ZM31 92H32V91H31ZM33 92H34V91H33ZM52 92H53V91H52ZM78 92H79V91H78ZM82 92H83V91H82ZM100 92H101V91H100ZM100 92H99V94H100ZM118 92H119V91H118ZM120 92H121V91H120ZM122 92H123V91H122ZM202 92L204 93V91H202ZM226 92H227V91H226ZM231 92H232V91H231ZM0 93H1V92H0ZM2 93L5 95L4 92H2ZM19 93H20V92H19ZM46 93H47V92H46ZM49 93H50V92H49ZM53 93H54V92H53ZM62 93H63V92H62ZM65 93H67V92H65ZM70 93H71V92H70ZM87 93H88V92H87ZM92 93H93V92H92ZM102 93H103V92H102ZM125 93H126V92H125ZM127 93H128V90H127ZM132 93H133V92H132ZM140 93H141V92H140ZM140 93H139V97H140ZM142 93H143V92H142ZM145 93H146V91H145ZM145 93H144V95H145ZM170 93H171V92H170ZM14 94H16V93H12V95H14ZM47 94H48V93H47ZM51 94H52V93H51ZM54 94H56V93H54ZM57 94H58V93H57ZM88 94H90V93H88ZM135 94H136V93H135ZM147 94H148V93H146V96H148ZM180 94H181V93H180ZM186 94H187V93H186ZM223 94H224V93H223ZM239 94H240V92H239ZM246 94H247V93H246ZM17 95H19V94L17 93ZM23 95H24V94H23ZM32 95H33V94H32ZM42 95H43V94H42ZM63 95H65V94H63ZM105 95H107V94H105ZM117 95H118V94H117ZM137 95H138V94H137ZM144 95H143V96H144ZM159 95H161V94L159 93ZM159 95H157V96L154 95V96H156V98H157ZM169 95H171V94H169ZM172 95H174V94H172ZM196 95H197V94H196ZM249 95H250V94H249ZM1 96H2V94H1ZM14 96H15V95H14ZM24 96H25V95H24ZM28 96L30 97L31 94L28 95ZM49 96H51V95H49ZM65 96H66V95H65ZM93 96H94V95H93ZM95 96H96V95H95ZM97 96H98V95H97ZM99 96H100V95H99ZM99 96H98V97H99ZM107 96H108V95H107ZM107 96H106V97H107ZM115 96H116V95H115ZM121 96H122V95H121ZM123 96H124V94H123ZM123 96H122V97H123ZM128 96H129V95H128ZM143 96H142V97H143ZM149 96H150V94H149ZM151 96H153V95L151 94ZM154 96H153V98H154ZM193 96H194V95H193ZM200 96H201V95L199 94V98H200ZM218 96H219V95H218ZM226 96H227V95H226ZM245 96H246V95H245ZM251 96H253V95H251ZM31 97H32V96H31ZM31 97H30V98H31ZM44 97H45V95H44ZM61 97H62V96H61ZM63 97H64V96H63ZM98 97H93V99H94V98H98ZM104 97H105V96H104ZM104 97H103V98H104ZM106 97H105V98H106ZM132 97H133V96H132ZM137 97H138V96H137ZM137 97H136V98H137ZM189 97H190V99L193 98V97H191L190 95H189ZM195 97H196V96H195ZM195 97H194V98H195ZM201 97H204V96H201ZM219 97H220V96H219ZM228 97H229V95H228ZM16 98H17V97H16ZM39 98H41V97H38V99H39ZM42 98H43V97H42ZM42 98H41V99H42ZM58 98H60V96H59ZM58 98H57V99H58ZM85 98H86V96H85ZM91 98H92V97H91ZM103 98H102V99H103ZM108 98H109V97H108ZM115 98H116V97H115ZM144 98H145V97H143V99H144ZM147 98H148V97H147ZM186 98H188V97H186ZM194 98H193V99H194ZM204 98H205V97H204ZM221 98H222V96L220 97V99H221ZM244 98H246V97H244ZM249 98H250V97H249ZM249 98H248V100H249ZM41 99H40V100H41ZM61 99H62V98H61ZM63 99H64V98H63ZM113 99H114V98H113ZM113 99H112V100H113ZM123 99H124V98H123ZM140 99H141V98H140ZM151 99H152V97H151ZM158 99H160V98L158 97ZM158 99H157V100H158ZM169 99H170V98H169ZM183 99H185V97H184ZM188 99H189V98H188ZM193 99H192L191 101H193ZM200 99H201V98H200ZM202 99H203V98H202ZM215 99H216V98H215ZM222 99H223V98H222ZM222 99H221V101H222ZM227 99H229V98H227ZM230 99H231V97H230ZM250 99H251V98H250ZM17 100H18V99H17ZM40 100H39V101H40ZM55 100H56V99H55ZM55 100H54V101H55ZM64 100H65V99H64ZM67 100H68V99H67ZM75 100L77 101V99H75ZM75 100H74V101H75ZM87 100H88V99H87ZM109 100H110V98H109ZM118 100H119V99H118ZM134 100H135V98H134ZM147 100H148V99H147ZM154 100H155V99H154ZM161 100H162V99H161ZM161 100H160V101H161ZM166 100H168V99H166ZM177 100H178V99H177ZM197 100H199V99H197ZM59 101H60V100H59ZM62 101H63V100H62ZM76 101H75V102H76ZM83 101H84V100H83ZM94 101H95V99H94ZM96 101H97V100H96ZM152 101H153V100H152ZM152 101H151V102H152ZM162 101H163V100H162ZM164 101H165V99H164ZM168 101H169V100H168ZM172 101H173V99H172ZM182 101H183V100H182ZM182 101H177V102H182ZM216 101H219V100H216ZM224 101H225V99L223 100V102H224ZM46 102H47V100H46ZM68 102H69V101H68ZM88 102H89V101H88ZM100 102H101V101H100ZM111 102H112V101H111ZM114 102H115V101H114ZM137 102H138V101H137ZM158 102H159V101H158ZM158 102L156 101V103H158ZM170 102H171V100H170ZM175 102H176V101H175ZM185 102H186V101H185ZM199 102H200V101H199ZM225 102H226V101H225ZM225 102H224V103H225ZM227 102H228V101H227ZM238 102H239V100H238ZM33 103H34V102H33ZM47 103H48V102H47ZM53 103H54V102H53ZM56 103H57V102H56ZM61 103H62V102H61ZM80 103H81V102H80ZM85 103H87V102H85ZM98 103H99V102H98ZM103 103H104V102H103ZM109 103H110V102H109ZM109 103H108V104H109ZM139 103H140V102H139ZM161 103H162V102H161ZM188 103H189V102H188ZM214 103H215V102H214ZM228 103H230V102H228ZM254 103H256V102H254ZM39 104H40V103H39ZM42 104H43V103H41V105H42ZM62 104H63V103H62ZM94 104H95V103H94ZM99 104H100V103H99ZM101 104H102V103H101ZM105 104H106V109L109 108V107H107V106H108L107 103H105ZM111 104H112V103H111ZM118 104H119V103H118ZM122 104H123V103H122ZM125 104H126V103H125ZM145 104H147V103H145ZM148 104H150V103H148ZM159 104H160V103H159ZM162 104H163V103H162ZM243 104H244V103H243ZM245 104H246V103H245ZM261 104H262V103H261ZM29 105H30V104H29ZM29 105H28V106H29ZM36 105H37V104H36ZM45 105H46V104H45ZM48 105L51 106L50 103H48ZM63 105H65V104H63ZM86 105H87V104H86ZM89 105H90V103H89ZM89 105H88V106H89ZM134 105H135V103L133 104V106H134ZM151 105H152V104H151ZM153 105H154V104H153ZM207 105H208V104H207ZM207 105H205V107H207ZM240 105H241V104H240ZM263 105H264V104H263ZM263 105H262V106H263ZM30 106H31V105H30ZM34 106H35V105H34ZM37 106H38V105H37ZM82 106H83V105H82ZM82 106H81V107H82ZM90 106H91V105H90ZM98 106H99V105H98ZM120 106H121V105H120ZM124 106H125V105H124ZM126 106H128V105H126ZM126 106H125V109H127ZM135 106H136V105H135ZM155 106H156V105H155ZM175 106H176V105H175ZM229 106H230V105H229ZM244 106H245V105H244ZM38 107L40 108L41 106H38ZM42 107H44V105H43ZM58 107H59V106H58ZM81 107H80V108H81ZM84 107H85V106H84ZM102 107H103V106H102ZM121 107H122V106H121ZM129 107H130V106H129ZM131 107H132V105H131ZM140 107H141V106H140ZM158 107H159V106H158ZM179 107H180V106H179ZM209 107H210V106H209ZM245 107H246V106H245ZM258 107L260 108V105H258ZM35 108H36V107H35ZM44 108H45V107H44ZM47 108H48V107H47ZM60 108H61V107H60ZM65 108H66V107H65ZM67 108H68V107H67ZM71 108H72V107H71ZM80 108H78V109H80ZM104 108H105V106H104ZM111 108H113V106H111ZM111 108H110V109H111ZM138 108H139V107H138ZM142 108H143V107H142ZM142 108H140V110H141ZM144 108H145V107H144ZM171 108H172V107H171ZM174 108H175V107H174ZM225 108H226V107H225ZM58 109H59V108H58ZM69 109H70V108H69ZM106 109H105V110H106ZM110 109H109V110H110ZM121 109L123 110V108H120V110H121ZM128 109H129V108H128ZM149 109H150V108H149ZM172 109H173V108H172ZM172 109H171V110H172ZM178 109H179V108H178ZM180 109H181V108H180ZM210 109H211V108H209V111H210ZM245 109H246V108H245ZM13 110H14V109H12V111H13ZM29 110H31V107L29 108ZM29 110L26 111V113H25L26 115H27V112H30ZM35 110H36V109H34L33 111H31L32 113H31V115H30V119H32L31 117H32L33 113H35ZM75 110H76V109H75ZM75 110H74V111H75ZM145 110H146V109H145ZM161 110H162V109H161ZM161 110H160V111H161ZM171 110H170V111H171ZM181 110H183V109H181ZM188 110H189V109H188ZM194 110H195V109H194ZM228 110H229V109H228ZM15 111H16V110H15ZM36 111H37V110H36ZM39 111H40V110H39ZM58 111H59V110H58ZM65 111H66V109H65ZM65 111H64V112H65ZM127 111H128V110H127ZM147 111H148V110H147ZM147 111H146V112H147ZM150 111H151V109H150ZM152 111H153V109H152ZM156 111H157V110H155V112H154V111H153V112L156 113ZM160 111H159V109H158V112H160ZM164 111H165V110H162V112H164ZM175 111H177V110H174V112H175ZM206 111H207V110H206ZM211 111H212V110H211ZM258 111H259V109H258ZM260 111H262V113H263V110L260 109ZM10 112H11V111H10ZM59 112H60V111H59ZM97 112H98V111H97ZM136 112H137V110H136ZM162 112H160V113H156V114H158V115L160 116V114H162ZM236 112H237V111H236ZM7 113H8V111H7ZM13 113H14V112H13ZM44 113H45V112H44ZM53 113H54V112H53ZM53 113H52V114H53ZM57 113H58V112H57ZM90 113L92 114V112H90ZM119 113H120V112H119ZM121 113H122L121 115H123V113H125V112H121ZM139 113H140V111H139ZM164 113H167V111H165ZM168 113H169V112H168ZM179 113H180V111H179ZM179 113H178V114H179ZM215 113H216V111H215ZM218 113H219V112H218ZM41 114L43 115V112H41ZM55 114H56V113H55ZM66 114H68V113H66ZM83 114H84V113H83ZM85 114H86V113H85ZM134 114H136V113H135V110H134ZM143 114H144V112H143ZM143 114H142V115H143ZM150 114H151V113H150ZM150 114H149V115H150ZM192 114H193V112H192ZM197 114H198V112H197ZM207 114H208V113H207ZM212 114H213V113H212ZM225 114H226V113H224V115H225ZM229 114H230V113H229ZM26 115H25V118H27ZM37 115H38V114H37ZM42 115H41V116H42ZM49 115H50V114H49ZM63 115H65V113H64ZM137 115H139V114H137ZM149 115H147V116H149ZM158 115H157V116H158ZM167 115H168V114H167ZM176 115H177V114H176ZM193 115H194V114H193ZM226 115H227V114H226ZM236 115H237V114H236ZM6 116H7V115H6ZM44 116H45V114H44ZM59 116H60V115H59ZM67 116H69V115H67ZM93 116H94V115H93ZM95 116H98V115H95ZM115 116H116V115H115ZM117 116H118V115H117ZM117 116H116V117H117ZM124 116H125V115H124ZM131 116H133V115H131ZM144 116H145V114H144ZM157 116H156V117H157ZM169 116H172V115H169ZM179 116H180V115H179ZM179 116H178V117H179ZM182 116H183V115H182ZM191 116H192V115H191ZM195 116H196V115H195ZM197 116H198V115H197ZM202 116H203V115H202ZM209 116H210V115H209ZM209 116H208V117H209ZM211 116H212V115H211ZM211 116H210V118H211ZM218 116H219V115H218ZM218 116H217V117H218ZM241 116H242V114H241ZM241 116H239V117H241ZM244 116H245V115H244ZM252 116H253V115H252ZM0 117H1V116H0ZM2 117H3V116H2ZM7 117H8V116H7ZM9 117H10V116H9ZM9 117H8V119H9ZM46 117H47V116H46ZM60 117H61V116H60ZM63 117H64V116H63ZM71 117H72V116H71ZM77 117H79V116H77ZM77 117H76V118H77ZM85 117H86V120H88V121H89V119L91 118V117H89V119H87L88 116H85ZM98 117H99V116H98ZM98 117H96V118H98ZM111 117H113V119H116V117L114 118L113 115L110 116V117H108V118H111ZM128 117H129V116H128ZM161 117L163 118V114H162ZM164 117H165V116H164ZM183 117H185V116H183ZM187 117H189V116H187ZM187 117H186V118H187ZM192 117H193V116H192ZM224 117H225V116H224ZM239 117H238V118H239ZM254 117H255V116H254ZM257 117H258V116H257ZM4 118H6V117H4ZM11 118H12V116L10 117V120H12ZM40 118H41V117H40ZM47 118H48V117H47ZM64 118H66V117H64ZM76 118L73 117L72 119H75V120H76ZM92 118H94V117H92ZM103 118H104V117H103ZM120 118H121V116H120ZM140 118H141V117H140ZM145 118H146V117H145ZM145 118H144V119H145ZM157 118H158V117H157ZM242 118H243V116H242ZM35 119H36V118H35ZM69 119H70V118H69ZM81 119L83 120V118H81ZM84 119H85V118H84ZM118 119H119V118H118ZM121 119H122V118H121ZM136 119H138V118H136ZM164 119L167 120L166 117H165ZM169 119H170V118H168V120H169ZM177 119H178V118H177ZM192 119H193V118H192ZM216 119H217V118H216ZM251 119H253V117H252ZM0 120H1V118H0ZM27 120H28V119H27ZM37 120H38V117H37ZM40 120H41V119H40ZM48 120H49V119H48ZM57 120H58V119H57ZM59 120H60V119H59ZM77 120H78V119H77ZM96 120H97V119H96ZM125 120H127V119L125 118ZM129 120H130V119H129ZM132 120H133V119H132ZM183 120H184V119H183ZM183 120H182V122H183ZM214 120H215V118H214ZM246 120H247V119H246ZM1 121H2V120H1ZM31 121H32V120H31ZM31 121H30V122H31ZM42 121H43V120H42ZM52 121H53V120H52ZM61 121H62V119H61ZM79 121H80V119H79ZM99 121H100V119H99ZM101 121H102V120H101ZM101 121H100V122H101ZM138 121L140 122V120H138ZM141 121H143V120H141ZM170 121H171V120H170ZM178 121H179V120H177V123H176V124L179 126L180 121H179V124H178ZM217 121H218V120H217ZM247 121H248V120H247ZM251 121H252V120H251ZM251 121H250V122H251ZM3 122H4V121H3ZM7 122H8V121H7ZM28 122H29V121H28ZM30 122H29V123H30ZM32 122H34V121H32ZM43 122H45V119H44ZM43 122H41V123H43ZM47 122H48V121H47ZM77 122H78V121H77ZM77 122H76V123H77ZM90 122H91V121H90ZM93 122H94V121H93V119H92V123H93ZM95 122H96V121H95ZM109 122H112V120L109 121ZM113 122H114V121H113ZM121 122H122V121H121ZM121 122H118V124H119V123L122 124ZM125 122H126V121H125ZM128 122H129V121H128ZM133 122H134V121H133ZM164 122H165V120H164ZM182 122H181V123H182ZM230 122H231V121H230ZM232 122H233V121H232ZM256 122H257V121H256ZM24 123H25V122H24ZM24 123H23V124H24ZM29 123H28V124H29ZM34 123H35V122H34ZM41 123H40V124H41ZM45 123H46V122H45ZM97 123H98V122H97ZM116 123H117V120H116ZM130 123H132V122H130ZM141 123H142V122H141ZM162 123H163V122H162ZM169 123L171 124V122H169ZM169 123H167V124H169ZM214 123H215V122H214ZM225 123H227V122L225 121ZM225 123H220L219 125H222V124H225ZM228 123H229V122H228ZM228 123H227V125H228ZM36 124H37V123H36ZM36 124H35V125H36ZM120 124H119V125H120ZM137 124H138V123H137ZM139 124H140V123H139ZM139 124H138V125H139ZM165 124H166V123H165ZM229 124H231V123H229ZM233 124H234V123H233ZM250 124H251V123H250ZM258 124H259V123H258ZM258 124H256V125L258 126ZM262 124H263V123H261V125H262ZM30 125H31V124H29V126H30ZM43 125H44V123H43ZM47 125H48V124H47ZM47 125H46V126H47ZM112 125H113V123H112L109 127L111 128ZM122 125H123V124H122ZM127 125H128V124H127ZM127 125H126V126H127ZM154 125H155V123H154ZM158 125H159V123H158ZM161 125H162V124H161ZM171 125H173V123H172ZM177 125H174V126H177ZM201 125H202V124H201ZM219 125H212V126H213L212 128L210 127V126H211L210 124H209V125H206V126H207V127L209 126L208 128H210L212 131H214V130L216 129V126H217V127H220L219 129L221 130L222 127L219 126ZM225 125H226V124H225ZM227 125H226V126H227ZM9 126H10V125H9ZM19 126H20V124H19ZM19 126H17V127L20 128ZM22 126L25 127L26 124H25V125H21V127H22ZM33 126H34V125H33ZM44 126H45V125H44ZM46 126H45V127H46ZM74 126H75V125H74ZM91 126H93V125H91ZM91 126H90L89 128H91ZM117 126H118V125H117ZM124 126H125V124H124ZM156 126H157V125H156ZM162 126H164V125H162ZM166 126H167V125H166ZM168 126L170 127V125H168ZM178 126H177V127H178ZM181 126L183 127V124H182ZM199 126H200V125H197V128H198ZM206 126H205V125H202V127H203L204 129H201V130H205V131H203V132H202L200 129H197V130L201 131L202 133L206 132V134L211 135V132H212V131H211L210 129H208V128L205 129ZM226 126H225V128H226ZM234 126H235V125H234ZM234 126L232 127L233 130H234V128H235ZM48 127H49V126H48ZM69 127H70V126H69ZM69 127H68V130H67V133H68V131H69V129H70ZM114 127H115V126H114ZM135 127H137V126L135 125ZM143 127H144V126H143ZM143 127H142V128H143ZM148 127H149V126H147V128H148ZM172 127H173V126H172ZM182 127H181V128H182ZM184 127H185V126H184ZM214 127H215V129H214ZM228 127H230V126L228 125L227 128H228ZM249 127H250V126H249ZM254 127H255V126H254ZM254 127H252V128H254ZM258 127L260 128V126H258ZM27 128H29V127L27 126ZM31 128H32V127H31ZM33 128H34V127H33ZM62 128L64 129V127H62ZM65 128H67V127H65ZM85 128H86V127H85ZM107 128H108V126H107ZM110 128H108V129H110ZM115 128H116V127H115ZM115 128H114V129H115ZM118 128H119V127H118ZM118 128H117V129H118ZM120 128H121V130L124 129V128L122 129L121 126H120ZM145 128H146V127H145ZM156 128H157V127H156ZM156 128H155V129H156ZM162 128H163V127H162ZM173 128H174V127H173ZM178 128H179V127H178ZM188 128H189V127H188ZM200 128H201V127H200ZM256 128H257V127H256ZM256 128H255V129H256ZM259 128H258V129H259ZM261 128H264V127H261ZM10 129H11V128H10ZM22 129H23V128H22ZM29 129H30V128H29ZM46 129H47V128H46ZM63 129H62V130H63ZM71 129H72V128H71ZM77 129H78V128H77ZM79 129H82V128H79ZM92 129H93V128H92ZM97 129H98V128H97ZM97 129H95V130H97ZM108 129H106V131H107ZM125 129H127V128H125ZM136 129H137V128H135V130H136ZM138 129H139V128H138ZM143 129H144V128H143ZM160 129H161V128H160ZM164 129H165V128H164ZM167 129H168V127H167ZM176 129H177V128H176ZM176 129H173V130H176ZM213 129H214V130H213ZM230 129H231V128H230ZM242 129H244V128H242ZM255 129H253V130H255ZM32 130H33V129H32ZM59 130H60V128L58 129V131H59ZM73 130H74V129H73ZM86 130H88V128H87ZM111 130H113V127L111 128ZM121 130H119V133H120ZM135 130H133V131H135ZM158 130H159V128H157V131H158ZM161 130H163V129H161ZM183 130H184V129H183ZM220 130H219V131L216 130L217 134H218V132H220ZM248 130H249V128H248ZM248 130H247V131H248ZM27 131H28V130H27ZM29 131H30V130H29ZM75 131H76V129H75ZM75 131H73V132H75ZM106 131H105V132H106ZM108 131H109V130H108ZM108 131H107V133H110V135H112V133H111V132H108ZM116 131H118V130H116ZM133 131H132V132H133ZM143 131H144V130H143ZM145 131H146V130H145ZM150 131H151V130H150ZM150 131H149V132H150ZM157 131H156V133H158ZM159 131H160V130H159ZM168 131H169V129H168ZM171 131H172V128H171ZM171 131H170V132H171ZM179 131H180V129H179ZM209 131H210V132H209ZM259 131H260V130H259ZM62 132H63V131H62ZM70 132H72V131H70ZM73 132H72V134H75V133H73ZM122 132H123V131H122ZM136 132H137V131H135V133H136ZM139 132H140V133H144V132L138 131V136L141 137L142 134L139 135ZM147 132H148V131H147ZM160 132H161V131H160ZM160 132H159V133H160ZM163 132L167 133L165 130H163ZM181 132H182V131H181ZM208 132H209V133H208ZM216 132H215V134H216ZM238 132H239V130H238ZM240 132H242V131H240ZM240 132H239V133H240ZM260 132H261V131H260ZM41 133H42V132H40V134H41ZM67 133H66V134H67ZM78 133H79V132H76V134H78ZM99 133H100V132H99ZM103 133H104V132H103ZM103 133H101V135H102ZM107 133H106V134H107ZM113 133H114V132H113ZM115 133H117V132H115ZM115 133H114V134H115ZM150 133H151V132H150ZM165 133H163V134H165ZM175 133H176V132H175ZM182 133H183V132H182ZM222 133H224V135H225L226 138H228L229 140L231 139L235 144L237 143V145L239 146L238 149L240 148V150H242V152H246V151H249V152H250V151H253L252 148H253L254 146L260 147V148H262V150H264V136H257V137H254V138H252V139L249 140V139H247L246 137L244 138V135H242L243 138H239V137L237 138V135H234L235 133H234V134L231 133L228 129L221 131L220 135H221ZM242 133H243V132H242ZM245 133H246V132H245ZM2 134H3V133H2ZM63 134H64V132H63ZM66 134H65V135H66ZM68 134H69V133H68ZM97 134H98V133H97ZM117 134H118V133H117ZM146 134H147V133H146ZM146 134H143V135L146 136ZM151 134H154V133H151ZM243 134H244V133H243ZM4 135H5V134H4ZM80 135H81V134H80ZM83 135H84V134H83ZM85 135H86V134H85ZM85 135H84V136H85ZM129 135H130V134H129ZM143 135H142V137H143ZM154 135H155V136H153V138L155 139L156 134H154ZM224 135H222V136H224ZM261 135H264V134H261ZM90 136H91V135H90ZM102 136H103V135H102ZM104 136H105V133H104ZM112 136H113V135H112ZM112 136H111V138H112ZM145 136H144V137H145ZM172 136H173V135H172ZM175 136H176V135H175ZM239 136H241V135H239ZM78 137H79V136H78ZM85 137H86V136H85ZM109 137H110V136H109ZM113 137H114V136H113ZM121 137H123V136H121ZM166 137H167V136H166ZM170 137H171V136H170ZM176 137H177V136H176ZM212 137H214V136H212ZM2 138H3V137H2ZM2 138H1V139H2ZM24 138H25V137H24ZM86 138H87V137H86ZM91 138H92V137H91ZM104 138H105V137H104ZM104 138H103V139H104ZM153 138H151V139H153ZM173 138H174V137H173ZM178 138H179V137H178ZM178 138H176V139H178ZM184 138H185V137H184ZM184 138L180 137L181 140L178 139V140L180 141L181 144H182V140H184ZM216 138H218V137H216ZM222 138H223V137H222ZM226 138H224V139H226ZM22 139H23V138H22ZM52 139L54 140V138H52ZM55 139H57V138H55ZM107 139H108V138H107ZM138 139H139V138H138ZM151 139H149V140H151ZM214 139H215V138H214ZM224 139H223V140H224ZM18 140H19V137H18ZM20 140H21V139H20ZM61 140H62V138H61ZM89 140H91V139H89ZM171 140H173V139H171ZM24 141H25V139H24ZM92 141H93V140H92ZM109 141H110V138H109ZM146 141H147V140H146ZM157 141H158V140H157ZM175 141H176V140H175ZM232 141H231V142H232ZM59 142H62V141L59 140ZM89 142H90V141H89ZM107 142H108V141H107ZM110 142H111V141H110ZM186 142H187V141H186ZM214 142H215V141H214ZM217 142H218V141H217ZM62 143H63V142H62ZM62 143H61V144H62ZM122 143H123V142H122ZM122 143H121V144H122ZM139 143H141V142H139ZM151 143L153 144V142H151ZM168 143L170 144V142H168ZM200 143H201V142H200ZM200 143L197 145L196 148H197V149H200V148L203 149L205 153H208L211 149H213V147L211 146L212 144H209V145H210V146H209V145L207 144V142H206V143H205V144H207V146H206L205 144H203V143L200 144ZM212 143H213V142H212ZM218 143H220V141H219ZM3 144H4V143H3ZM3 144H2V145H3ZM95 144H96V142H95ZM113 144H114V143H113ZM113 144H112V145H113ZM124 144H125V142H124ZM124 144H123V145H124ZM127 144H128V143H127ZM132 144H133V143H132ZM135 144H136V143H135ZM137 144H138V143H137ZM143 144L146 145L147 143H143ZM164 144H166V143H164ZM181 144H180V145H181ZM57 145H58V144H57ZM147 145H148V144H147ZM158 145H159V143H158ZM166 145H167V144H166ZM170 145H171V144H170ZM202 145H203V146H202ZM204 145H205V146H204ZM34 146H36V145H34ZM84 146H88V145H84ZM89 146H90V145H89ZM126 146H128V145H126ZM149 146H152V145L149 144ZM167 146H168V145H167ZM215 146L217 147V145H215ZM215 146H214V147H215ZM90 147H93V146H90ZM96 147L100 148V147L97 146V145H96ZM113 147H115V146H113ZM113 147H112V148H113ZM117 147H118V146H117ZM123 147H125V145H124ZM154 147H155V146H154ZM157 147H158V146H157ZM220 147H221V146H220ZM25 148H26V147H25ZM102 148H103V147H102ZM155 148H156V147H155ZM174 148H175V147H174ZM218 148H219V145H218ZM87 149H88V148H87ZM103 149H104V148H103ZM163 149H165V148H163ZM214 149H215V151L217 150L216 148H214ZM220 149H221V148H220ZM231 149H232V148H231ZM31 150H32V149H31ZM33 150H34V148H33ZM61 150H62V149H61ZM89 150H90V149H89ZM89 150H88V152H89ZM112 150H113V149H112ZM153 150H154V149H153ZM160 150H162V149H160ZM168 150H170V148H169ZM187 150H188V149H187ZM227 150H228V149H227ZM227 150L225 151V154L227 153ZM83 151H84V148L82 149V154H83V157H84V155H85V151H84V153H83ZM102 151H103V150H102ZM163 151H165V150H163ZM163 151H162V152H163ZM171 151H172V150H171ZM173 151L175 152V150H173ZM188 151H189V150H188ZM190 151H191V150H190ZM193 151H194V148H193L192 152H193ZM215 151H211L212 154H214V156L216 155V154H215ZM218 151H219V150H218ZM233 151H234V150H233ZM159 152H160V151H159ZM194 152H195V151H194ZM211 152H209V153H211ZM228 152H229V150H228ZM231 152H232V151H231ZM235 152H236V151H235ZM237 152H238V151H237ZM257 152H258V151H257ZM123 153H124V152H123ZM221 153H222V152H221ZM221 153H220V155L223 156V154H221ZM255 153H256V152H255ZM255 153H254L253 156H255ZM258 153H259V152H258ZM26 154H27V153H26ZM78 154H79V153H78ZM82 154H81V155H82ZM94 154H95V153H94ZM165 154H166V152H165ZM191 154H193V153L190 152V155H191ZM228 154H229V153H228ZM228 154H227V156H228ZM231 154L234 155V154H236V153H234V154H233V153H230V155H231ZM238 154H239V153H238ZM1 155H3V154L1 153ZM4 155H5V154H4ZM40 155H41V154H40ZM109 155H112V154H109ZM127 155L131 156L130 154H127ZM141 155H143V154H141ZM161 155H162V154H161ZM163 155H164V154H163ZM163 155H162V156H163ZM169 155H170V154H169ZM193 155L195 156L196 154H193ZM208 155H211V154H208ZM218 155H219V154H218ZM220 155H219V156H220ZM245 155H246V154H245ZM247 155H248V154H247ZM250 155H252V154H250ZM256 155L259 156L260 153H259V155L256 153ZM180 156H181V155H180ZM180 156H179V157H180ZM191 156H192V155H191ZM194 156H192V157L194 158ZM198 156H199V155H198ZM8 157H10V156H8ZM96 157H97V156H96ZM98 157H99V155H98ZM98 157H97V158H98ZM137 157H138V156H137ZM177 157H178V155H177ZM195 157H196V156H195ZM206 157H207V156H206ZM209 157H210V156H209ZM224 157H225V156H224ZM228 157H229V156H228ZM242 157H243V156H242ZM255 157H256V156H255ZM260 157H261V156H260ZM42 158H43V156H42ZM127 158H128V156H127ZM158 158H159V157H158ZM167 158H169V157H167ZM193 158H192V159H193ZM201 158H202V157H201ZM207 158H208V157H207ZM216 158H217V157H216ZM220 158H221V157H220ZM257 158H258V157H257ZM6 159H7V157H6ZM10 159H12V158H10ZM13 159H14V158H13ZM15 159H16V158H15ZM88 159H90V158H88ZM93 159H94V158H93ZM128 159H129V158H128ZM131 159H132V158H131ZM131 159H130V160H131ZM156 159H157V158H156ZM161 159H162V157H161ZM178 159H179V158H178ZM181 159H182V161H183V158H180V161H181ZM192 159H191V160H192ZM222 159H223V158H222ZM246 159H248V158H246ZM249 159H250V158H249ZM255 159H256V158H255ZM0 160H1V159H0ZM45 160H46V157H45ZM59 160H60V159H59ZM133 160H134V159H133ZM138 160H139V159H138ZM169 160H170V159H169ZM224 160H225V159H224ZM261 160H262V159H261ZM261 160H260V161H261ZM112 161H115V159H113ZM148 161H149V159H148ZM156 161H157V160H156ZM162 161H163V160H162ZM165 161H166V160H165ZM180 161H179V162H180ZM194 161H195V160H194ZM196 161H197V160H196ZM198 161H199V160H198ZM202 161L204 162V160H202ZM237 161H238V160H237V158H236V162H237ZM248 161H249V160H248ZM252 161H253V160H252ZM258 161H259V160H258ZM263 161H264V159L262 160V162H263ZM18 162H19V160H18ZM117 162H118V161H117ZM131 162H132V161H131ZM139 162H140V160H139ZM153 162H155V161L153 160ZM163 162H164V161H163ZM166 162H167V161H166ZM199 162H201V160H200ZM203 162H202V164H203ZM239 162H240V161H239ZM19 163H20V162H19ZM86 163H87V162H86ZM105 163H106V162H105ZM107 163H108V162H107ZM113 163H114V162H113ZM113 163L111 162L110 165H109V167L112 166L111 164H113ZM148 163H149V162H148ZM206 163H207V162H206ZM0 164H1V163H0ZM88 164H90V163H88ZM130 164H131V163H130ZM140 164H141V163H140ZM140 164H139V165H140ZM143 164L146 165L145 161H144ZM151 164H152V163H151ZM151 164H150V165H147V166H151ZM154 164H155V163H154ZM156 164H157V163H156ZM158 164H159V163H158ZM160 164H161V163H160ZM195 164H196V163H195ZM195 164H194V165H195ZM200 164H201V163H199V164H197V165L199 166ZM209 164H210V163H209ZM225 164H229V162H227V163H225ZM225 164H224V165H225ZM234 164H235V163H234ZM240 164H241V163H240ZM240 164H238V166H239ZM2 165H3V164H2ZM2 165H1V166H2ZM20 165H22V164L20 163ZM49 165H50V164H49ZM102 165H103V164H102ZM104 165H105V164H104ZM104 165H103V166H104ZM115 165H116V164H115ZM120 165H121V164H120ZM125 165H126V164H125ZM127 165H128V164H127ZM139 165H138V166H139ZM141 165H142V164H141ZM174 165H175V164H174ZM205 165H206V164H205ZM229 165H231V164H229ZM229 165H228V166L226 165L227 167H226V170H225V171L228 170L227 168L230 167ZM242 165H243V164H242ZM242 165H240V167H241ZM244 165H245V164H244ZM261 165L263 166V167L261 166V169H262V168L264 169V164L261 163ZM22 166H23V165H22ZM22 166H21V167H22ZM24 166H25V165H24ZM71 166H72V165H71ZM106 166H107V165H106ZM118 166H119V165L117 164L116 167H118ZM132 166H133V165H131V167H132ZM152 166H154V165H152ZM155 166H157V165H155ZM216 166H217V165H216ZM27 167H28V165H27ZM36 167H37V166H36ZM38 167H39V165H38ZM99 167H100V166H99ZM101 167H102V166H101ZM109 167H108V168H109ZM119 167H120V166H119ZM122 167H123V166H122ZM131 167H130V168H131ZM140 167H141V166H140ZM142 167H143V169H144L145 166L142 165ZM142 167H141V168H142ZM196 167H197V166H196ZM205 167L208 168L209 165H207V166H205ZM214 167H215V166H214ZM234 167H236V166H234ZM242 167H243V166H242ZM257 167H258V166H257ZM257 167H255V169H256ZM5 168H6V167H5ZM39 168H40V167H39ZM55 168H56V167H54V169H55ZM97 168H98V167H97ZM105 168H106V167H105ZM108 168H107V169H108ZM114 168H115V166H114ZM124 168H125V167H123V169H124ZM127 168H129V166H127ZM132 168H133V167H132ZM145 168H146V167H145ZM160 168H161V167H160ZM209 168H210V167H209ZM209 168H208V169H209ZM222 168H223V167H222ZM230 168H232V167H230ZM244 168H245V166H244ZM244 168H243V169H244ZM248 168H249V167H248ZM259 168H260V167H259ZM27 169H28V168H27ZM35 169H36V168H35ZM49 169H50V168H49ZM52 169H53V168H52ZM99 169H100V168H99ZM107 169H106V172H108V171L111 169V167H110V169H109L108 171H107ZM119 169H120V168H119ZM123 169H120L119 171H122ZM143 169H142V170H143ZM156 169H157V168H156ZM239 169H240V168H239ZM249 169H250V168H249ZM255 169H254V170H255ZM28 170H29V169H28ZM45 170H46V169H45ZM58 170H59V169H58ZM111 170H112V169H111ZM125 170H127V169L125 168ZM125 170H123L122 172L125 173V172H124ZM129 170H130V169H129ZM132 170H135V169L133 168V169H131V171H132ZM142 170H141V171H142ZM159 170H161V169H159ZM174 170H175V169H174ZM215 170H216V169H215ZM215 170H214V171H215ZM244 170H245V169H244ZM5 171H6V170H5ZM24 171H26V170H24ZM41 171H42V170H41ZM47 171H48V170H47ZM67 171H69V170H67ZM71 171H72V170H71ZM79 171H80V169H79ZM89 171H90V170H89ZM103 171L105 172V170H103ZM115 171H116V170H115ZM119 171H117V173H118ZM137 171H138V169H137ZM143 171H144V170H143ZM163 171H164V170H163ZM211 171H212V170H211ZM230 171H231V170H230ZM230 171H229V172H230ZM246 171H249V170H246ZM246 171H245V172H246ZM251 171H252V170H251ZM256 171H258V169H256ZM262 171H263V170H262ZM13 172H14V171H13ZM37 172H38V171H37ZM54 172L56 173V169H55ZM54 172H53V173H54ZM60 172H61V171H60ZM84 172H86V171H84ZM106 172H105V173H106ZM111 172H112V171H111ZM133 172H134V171H133ZM138 172H139V171H138ZM147 172H148V171H147ZM157 172H158V171H157ZM157 172H156V173H157ZM172 172H173V171H172ZM221 172H222V171H221ZM229 172H228V173H229ZM260 172H261V170H260ZM263 172H264V171H263ZM17 173H18V172H17ZM23 173L25 174V172H23ZM40 173H41V172H40ZM44 173H45V172H42L41 174H44ZM55 173H54V174H51V176H52V175L55 176V175H56ZM61 173H62V172H61ZM61 173L57 174L56 177H57L58 175H60ZM73 173H74V172H72V176H73ZM96 173H97V170H96ZM140 173H141V172H140ZM142 173H143V172H142ZM145 173H146V172H145ZM173 173H174V172H173ZM173 173L170 172V174H173ZM224 173H225V172H224ZM240 173H243V172H240ZM240 173H237V174H240ZM21 174H22V172L20 173V175H21ZM45 174H47V173H45ZM75 174H77V173L75 172ZM101 174H103V173H101ZM118 174H119L118 177H120V173H118ZM178 174H180V173L178 172ZM197 174H198V173H197ZM225 174H226V173H225ZM229 174H230V173H229ZM261 174H262V173H261ZM63 175L65 176V174H63ZM88 175H89V174H88ZM121 175H122V174H121ZM123 175H124V177H125V174H123ZM137 175H138V173H137ZM148 175L151 177L152 173H151V175H150V173H149ZM164 175H165V174H164ZM164 175H163V176H164ZM166 175H167V174H166ZM240 175H241V174H240ZM240 175H238V176H240ZM245 175H246V174H245ZM263 175H264V173H263ZM51 176H48V177L51 178ZM86 176H87V174H86ZM103 176H104V174H103ZM105 176H106V175H105ZM138 176H139V175H138ZM163 176H162V177H163ZM178 176H179V175H178ZM180 176H182V174H181ZM231 176H232V175H231ZM27 177H28V176H27ZM27 177H26V178H27ZM78 177H79V175H78ZM89 177H90V176H89ZM166 177H167V176H166ZM168 177H169V176H168ZM176 177H177V176H176ZM226 177H227V176H226ZM33 178H34V176H33ZM35 178H36V177H35ZM58 178H59V176H58ZM61 178H62V176H61ZM61 178H59L58 181H60ZM68 178H69V175H68ZM94 178H95V177H92V178H91V179H92V182L95 181V180L93 181ZM126 178H127V177H126ZM130 178H131V177H130ZM148 178H149V177H148ZM184 178H185V177H184ZM193 178H194V177H193ZM193 178H192V179H193ZM195 178H196V177H195ZM227 178H229V175H228ZM231 178H232V177H231ZM263 178H264V177H263ZM263 178H262V179H263ZM17 179H18V178H17ZM37 179H38V178H37ZM37 179H36V180H37ZM53 179H54V178H53ZM78 179H79V178H76V180H78ZM121 179H122V177H121ZM121 179H118V180H121ZM135 179H136V178H135ZM139 179H140V178H139ZM144 179H145V177H144ZM185 179H186V178H185ZM192 179H191V180H192ZM28 180H30V179L28 178ZM38 180H39V179H38ZM65 180H66V179H65ZM101 180H102V179H101ZM101 180H97V181H101ZM105 180H107V179H105ZM105 180H104V181H105ZM108 180H109V179H108ZM115 180H116V179H115ZM118 180H117V181H118ZM146 180H147V179H146ZM188 180H189V179H188ZM222 180H223V179H222ZM17 181L19 182V180H17ZM17 181H16V182H17ZM32 181H33V180H32ZM66 181H67V180H66ZM121 181H122V180H121ZM185 181H186V180H185ZM192 181H193V180H192ZM198 181H199V180H198ZM198 181H197V182H198ZM18 182H17V183H18ZM37 182H39V181H37ZM62 182H63V181H62ZM79 182H80V181H79ZM81 182H82V179H81ZM114 182H116V181H114ZM147 182H148V180H147ZM195 182H196V181H195ZM232 182H233V181H232ZM251 182H252V181H251ZM251 182H249V183L246 182V183L244 184V188L248 189V191H249L248 194L244 195L245 197H247V196H248V197H249V196L254 197V194L256 193V191H255V187H256V185H255V187L253 188V187H252V186H253V183H252V185H251ZM47 183H48V182H47ZM73 183H74V181H73ZM102 183H105V182H102ZM107 183H109V182L107 181ZM111 183H112V181H111L109 184H111ZM145 183H146V182H145ZM176 183H178V182H176ZM176 183H175V184H176ZM187 183H188V181H187ZM190 183H191V182H190ZM215 183H217V182L215 181ZM235 183H236V182H235ZM6 184H7V183H6ZM19 184H20V183H19ZM52 184H53V185H52ZM52 184L50 183V186H54V185H58L59 187L61 186L60 184H55V183H52ZM116 184H117V182L115 183V185H116ZM143 184H144V183H143ZM233 184H234V182H233ZM249 184H250V185H249ZM4 185H5V184H4ZM48 185H49V183H48ZM74 185H75V183H74ZM74 185H73V186H74ZM112 185H113V184H112ZM148 185H149V184H148ZM148 185H147V186H148ZM183 185H184V184H183ZM229 185H230V184H229ZM231 185H232V184H231ZM235 185H237V183H236ZM247 185H248V186H247ZM19 186H21V185H19ZM69 186H71V182H70ZM89 186H90V184H89ZM113 186H114V185H113ZM116 186H117V185H116ZM116 186H114V188H115ZM145 186H146V184H145ZM151 186H153V184H152ZM154 186H155L154 188H156L157 185H154ZM165 186H166V185H165ZM185 186H186V184H185ZM188 186H190V184H189ZM245 186H246V187H245ZM259 186H260V185H259ZM259 186H257V187H259ZM3 187H4V186H3ZM9 187H10V186H9ZM80 187H81V186H80ZM84 187H85V186H84ZM104 187H107V186H104ZM117 187H118V186H117ZM167 187H168V186H167ZM182 187H183V186H182ZM193 187H194V186H193ZM193 187H192V188H193ZM216 187H217V186H216ZM216 187H215V190H216ZM235 187H237V186H235ZM235 187H234V188H235ZM25 188H27V186H26ZM54 188H55V186H54ZM61 188H62V186L60 187V190H63L64 186H63L62 189H61ZM70 188H71V187H70ZM90 188H91V187H89V189H90ZM136 188H137V187H136ZM173 188H174V187H173ZM178 188H179V187H178ZM231 188H232L231 190H233V187H232V186H231ZM4 189H5V188H4ZM30 189H31V187H30ZM66 189H67V187L64 188V191H66ZM84 189H85V188H84ZM86 189H87V186H86ZM119 189H120V188H119ZM144 189H147V187L144 188ZM148 189H149V188H148ZM183 189H184V188H183ZM187 189H188V188H187ZM219 189H220V188H219ZM258 189H259V188H258ZM121 190H122V189H121ZM142 190H143V188H142ZM181 190H182V189H181ZM192 190H193V189H192ZM244 190H245V189H244ZM22 191H24V190H22ZM26 191H28V190H26ZM67 191H68V190H67ZM71 191H72V190H71ZM85 191H86V190H85ZM85 191H84V192H85ZM87 191H88V190H87ZM89 191H90V190H89ZM108 191H109V189H108ZM110 191H113V190H110ZM110 191H109V192H110ZM147 191H148V190H147ZM162 191L164 192V190H162ZM194 191H195V189H194ZM199 191H200V190H199ZM236 191H237V189H236ZM236 191H235V189H234V192H235V193H236ZM260 191H261V190H260ZM47 192H49V191L47 190ZM78 192H79V191H78ZM82 192H83V190H82ZM93 192H94V191H93ZM97 192H98V191H97ZM149 192H150V191H149ZM160 192H161V191H160ZM177 192H178V191H177ZM196 192H197V190H196ZM196 192H195V194H196ZM261 192H262V195H263V192H264V191H261ZM79 193H80V192H79ZM79 193H77V194H79ZM91 193H92V192H91ZM150 193H151V192H150ZM165 193H166V192H165ZM197 193H198V192H197ZM257 193H258V191H257ZM12 194H13V193H12ZM22 194H23V193H22ZM26 194H27V193H26ZM29 194H31V193L29 192ZM32 194H33V193H32ZM57 194H58V193H57ZM77 194H76V195H77ZM108 194H109V193H108ZM113 194H114V193H112V195H113ZM157 194H158V193H157ZM159 194H160V193H159ZM177 194H178V193H177ZM179 194H180V193H179ZM222 194H223V192H222ZM227 194H228V193H227ZM227 194H226V196H227ZM232 194H233V192H232ZM232 194H231V196H232ZM249 194H250V195H249ZM260 194H261V193H260ZM0 195H3V194H0ZM7 195H9V194H7ZM55 195H56V194H55ZM65 195H66V193H65ZM76 195H75V199H76ZM91 195H92V197H94L93 194H91ZM120 195H121V193H120ZM127 195H130V194H127ZM131 195H132V193H131ZM147 195H148V194H147ZM160 195H162V194H160ZM172 195H173V194H172ZM199 195H200V194H199ZM4 196H5V195H4ZM20 196H21V195H20ZM89 196H90V194H89ZM99 196H101V197H102V200H103V199L106 198L107 195H105V196H104V195H98V193H97V197H98L97 200H99ZM121 196H123V194H122ZM125 196H126V195H125ZM217 196H218V195H217ZM240 196H241V195H240ZM1 197H3V196H1ZM22 197H24V196H22ZM22 197H20V198L22 199ZM35 197H38V195H37V196L35 195ZM77 197H78V195H77ZM84 197H85V196H84ZM104 197H105V198H104ZM108 197H109V196H108ZM112 197H113V196H112ZM135 197H136V196H135ZM150 197H151V196H150ZM153 197H154V196H153ZM153 197H152V199H153ZM162 197H163V196H162ZM196 197H198V196H196ZM227 197H228V196H227ZM242 197H243V194H242ZM248 197H247V198H248ZM252 197H251V198H252ZM257 197H258V195H257ZM17 198H18V197H17ZM28 198H31V197H28ZM28 198H27V199H28ZM32 198H33V197H32ZM39 198H40V196H39ZM59 198H60V197H59ZM71 198H72V197H71ZM80 198H81V197H80ZM82 198H83V197H82ZM86 198H87V197H86ZM86 198H85V199H86ZM109 198H110V197H109ZM133 198H134V195H133ZM137 198H138V197H136L135 199H136L137 202L139 203V202H140V201H138L139 198H138V199H137ZM163 198H164V197H163ZM166 198H167V196H166ZM173 198H174V197H173ZM175 198H176V197H175ZM230 198H231V197H229V200H227L228 202L231 201ZM251 198H248L249 200H248L247 202L245 201V202H243V203H247V204H248V202L251 200ZM259 198H260V196H259ZM0 199H1V198H0ZM2 199H3V198H2ZM2 199H1V200H2ZM57 199H58V198H57ZM62 199H63V198H62ZM67 199H69V198H67ZM75 199H74V200H75ZM88 199H90V198H88ZM100 199H101V198H100ZM112 199H113V198H112ZM156 199H157V198H156ZM164 199H165V198H164ZM169 199H171V198H169ZM232 199H234V198H232ZM241 199H242V198H241ZM241 199H240V200H241ZM253 199H254V198H253ZM10 200H11V199H10ZM53 200H54V199H53ZM72 200H73V199H72ZM91 200H92V201H91ZM91 200H90V201L93 202L94 199L91 198ZM106 200H107V202H108V200H111V198H110V199L106 198ZM117 200H119V199H117ZM125 200H126V199H125ZM129 200H130V199H129ZM136 200H134V201L136 202ZM157 200H158V199H157ZM165 200H167V199H165ZM174 200H175V199H174ZM176 200H177V199H176ZM202 200H203V201H207L206 198H203ZM240 200H239V202H240ZM242 200H243V199H242ZM25 201H26V199H25ZM51 201H52V200H51ZM51 201H50V202H51ZM63 201H64V200H63ZM85 201H87V200H85ZM94 201H95V200H94ZM100 201H101V200H100ZM112 201H113V200H111L110 202H112ZM119 201H121V200H119ZM122 201L124 202L123 198H122ZM130 201H131V200H130ZM162 201H163V200H162ZM162 201L160 200V202H162ZM168 201H169V200H168ZM168 201H167V202H168ZM170 201H172V200H170ZM224 201H225V199H224ZM257 201H258V200H257ZM80 202H81V200H80ZM80 202H79V203H80ZM91 202H90L91 206H88V207H93V203H91ZM95 202H96V201H95ZM97 202H98V201H97ZM104 202H106V201H104ZM107 202H106L105 204H107ZM148 202H149V201H148ZM151 202H152V201H150V203H151ZM153 202H154V201H153ZM158 202H159V200L157 201V203H158ZM173 202H174V201H173ZM173 202H172V203H173ZM187 202H188V201H187ZM2 203H3V202H2ZM18 203H19V206H21L22 203H21V202H18ZM20 203H21V204H20ZM52 203H54V202H52ZM66 203H67V202H66ZM70 203H71V202H70ZM72 203H73V202H72ZM84 203H85V202H84ZM163 203H164V201H163ZM165 203H166V202H165ZM170 203H171V202H170ZM192 203H193V201H192ZM198 203H199V202H198ZM232 203H234V201H233ZM5 204H6V203H5ZM77 204H78V203H76V205H77ZM86 204H87V203H86ZM102 204L104 205L103 202H102ZM117 204H120V202H118ZM141 204H144V203L141 202ZM145 204H146V203H145ZM145 204H144V205H145ZM161 204H162V203H161ZM230 204H231V203H230ZM236 204H237V203H236ZM241 204H242V202H241ZM260 204H261V203H260ZM6 205H7V204H6ZM24 205H25V204H24ZM73 205H74V204H73ZM78 205H79V204H78ZM78 205H77V206H78ZM83 205H85V204H83ZM103 205H102V208H103ZM158 205H159V204H158ZM227 205H228V204H227ZM231 205H235V203H234V204H231ZM248 205H249V204H248ZM248 205H247V206H248ZM2 206H3V205H2ZM50 206H51V204H50ZM64 206H65V205H64ZM79 206H81V207L84 209V207L82 206V203H81V205H79ZM79 206H78V208H81V207H79ZM105 206H106V205H105ZM107 206H108V205H107ZM107 206H106V207H107ZM97 207H100V206L97 205ZM106 207H104V208H106ZM115 207H116V206H115ZM119 207H120V206H119ZM119 207L117 206V208H119ZM121 207H123V206H121ZM126 207H127V206H126ZM144 207H145V206H144ZM149 207H150V204H149ZM208 207H209V206H208ZM208 207H207V208H208ZM256 207H257V206H256ZM3 208H4V207H3ZM86 208H87V207H86ZM93 208H95V207H93ZM93 208H92V209H93ZM100 208H101V207H100ZM123 208H124V207H123ZM123 208H122V210H123ZM150 208H151V209H152V208H155V206H154V207H150ZM225 208H226V207H225ZM1 209H2V208H1ZM89 209H90V208H89ZM92 209H91V212L93 211ZM98 209H99V208H98ZM146 209H148V208H146ZM228 209H229V208H228ZM251 209H252V208H251ZM253 209H254V207H253ZM67 210H71V209L67 208ZM67 210H66V212H67ZM84 210H85V209H84ZM94 210L96 211V209H94ZM106 210H107V209H106ZM106 210H105V211H106ZM110 210H112V209H110ZM114 210H116V209L114 208ZM169 210H170V209H169ZM225 210H226V209H225ZM246 210L248 211V209H246ZM46 211H48V209H47ZM75 211H76V210H74L73 212H75ZM86 211H87V210H86ZM159 211H161V210L159 209ZM162 211H164V209H163ZM208 211H209V210H208ZM217 211H218V210H217ZM247 211H246V212H247ZM252 211H254V210H252ZM1 212H2V211H1ZM44 212H45V211H44ZM54 212H55V211H54ZM60 212H64V211L62 210V211H60ZM66 212H65V213H66ZM70 212H71V211H70ZM107 212H108V211H107ZM124 212H125V210H124ZM156 212H157V211H156ZM156 212H155V214H154V210H151V214L153 213L154 216H157V215H156ZM164 212H165V211H164ZM246 212H245V214H246ZM50 213H51V212H50ZM83 213H84L83 215L86 214L85 211H83ZM89 213H90V212H89ZM93 213L95 214L96 212H93ZM93 213H91V214L93 215ZM103 213H104V212H103ZM247 213L249 214V212H247ZM250 213H251V210H250ZM55 214H56V213H55ZM63 214H64V213H63ZM69 214L71 215V213H69ZM80 214H81V213H80ZM113 214H114V213H113ZM125 214H126V213H125ZM125 214H124V215H125ZM158 214H159V213H158ZM170 214H171V211H170V213H169L168 215L171 216ZM174 214H175V213H174ZM232 214H234V213H232ZM243 214H244V212H243ZM252 214H253V213H252ZM259 214H260V213H259ZM26 215H27V214H26ZM50 215H52V214H49V216H50ZM64 215H65V214H64ZM64 215H61V217L63 218ZM81 215H82V214H81ZM83 215H82V217H83ZM118 215H119L120 218L118 217ZM118 215L114 216V217H116V220H117V217H118L119 219H122V217L120 216V214H118ZM147 215H148V214H147ZM168 215L166 214V216H168ZM182 215H183V213H182ZM221 215H222V214H221ZM253 215H254V214H253ZM31 216H32V213H31ZM31 216H30V217H31ZM42 216H43V215H42ZM74 216H75V215H74ZM79 216H80V215L78 214V217H79ZM88 216H89V219H91V218H90L91 215H89V214L87 213V214H86V217H88ZM177 216H178V214H177ZM179 216H180V215H179ZM179 216H178L177 218H179ZM211 216L213 217V215H209V217H211ZM226 216H227V215H226ZM230 216H231V215H230ZM230 216L228 215V217H230ZM232 216H234V215H232ZM232 216H231V217H232ZM243 216H244V215H243ZM263 216H264V215H263ZM56 217H57V216H56ZM59 217H60V216H58V218H59ZM84 217H85V216H84ZM84 217H83V218H84ZM93 217H94V216H93ZM93 217H92V218H93ZM96 217H97V216H96ZM106 217H107V216H106ZM111 217H112V216H111ZM125 217H127V215H126ZM130 217H132V214H130ZM161 217H162V216H160V214H159V217H158V222H159V223H160V220H159V219H163V218H165V217H162V218H161ZM175 217H176V216H175ZM188 217H189V216H188ZM241 217H242V216H241ZM244 217H245V218H244L243 220H245L247 216H244ZM249 217H250V215H249ZM249 217H248V218H249ZM253 217H254V216H253ZM253 217H252V218H253ZM3 218H4V217H3ZM42 218H44V217H42ZM62 218H60V219L62 220ZM70 218H71V217H70ZM80 218H81V217H80ZM83 218H82V219H83ZM128 218H129V217H128ZM128 218H127V219H128ZM214 218H215V217H214ZM232 218H233V217H232ZM263 218H264V217H263ZM1 219H2V218H1ZM45 219H46V218H45ZM68 219H69V218H68ZM68 219H67V220H68ZM75 219H76V218H75ZM89 219H88V220H89ZM93 219H94V218H93ZM113 219H115V218H113ZM119 219L117 220V222L119 221ZM124 219H125V218H124ZM132 219H133V218H132ZM146 219H147V216H146ZM148 219H149V218H148ZM168 219H169V218H168ZM179 219H180V218H179ZM184 219H185V217H184ZM211 219H212V221H213V218H211ZM227 219L231 221V219H229V218H227ZM237 219H238V218H237ZM34 220H35V219H34ZM36 220H37V219H36ZM38 220H39V219H38ZM76 220H77V219H76ZM86 220H87V219H86ZM88 220H87V222H88ZM130 220H131V219H130ZM130 220H129V219H128V220L125 219V221H127V222H128V221L130 222ZM149 220H150V219H149ZM180 220H182V218H181ZM180 220H179V222H180ZM189 220H190V219H189ZM189 220H188V221H189ZM228 220H227V221H228ZM234 220H235V219H234ZM238 220H239V219H238ZM238 220H237V222L235 221L234 224H236V223L239 224L240 222L242 223V221H243V220H242V221L239 220L240 222H238ZM247 220H248V221H247ZM253 220H254V219H252V221H253ZM2 221H3V220H2ZM6 221H7V220H6ZM71 221L73 222V220H70V224L72 223ZM74 221H75V220H74ZM84 221H85V220H83V222H84ZM94 221H96V219H95ZM110 221H111V220H110ZM110 221L107 220L108 223H110ZM123 221H124V220H123ZM123 221H122V222H123ZM150 221H151V220H150ZM150 221H149L147 224H148V225L152 224L151 226H153V225L155 224V223H153L154 221H153V222L151 221L152 223H151ZM161 221H162V220H161ZM182 221H183V220H182ZM217 221H218V219H217ZM245 221L249 223L248 225H250L249 219H246ZM245 221H243L242 226H243V224H244ZM250 221H251V219H250ZM252 221H251V222H252ZM255 221H256V219H255ZM262 221H264V219H263ZM38 222H39V221H38ZM63 222H65V221H63ZM67 222H68V221H67ZM75 222H76V221H75ZM104 222H105V225H104V224H103V225H104V226H107L108 224L106 223V221H104ZM114 222H115V220H113V222L111 221V223L116 224V222H115V223H114ZM131 222H132V221H131ZM143 222H144V220H143ZM165 222H166V220H165ZM171 222H172V221H171ZM191 222H192V221H191ZM191 222H190V223H191ZM213 222H214V221H213ZM125 223H126V222H125ZM159 223H158V224H159ZM183 223H184V221H183ZM64 224H65V223H64ZM66 224L69 225V223H66ZM106 224H107V225H106ZM131 224H132V223H130L129 225H131ZM134 224H135V223H134ZM138 224H139V223L137 222V223H136V226H137ZM156 224H157V221H156ZM158 224H157V225H158ZM161 224H162V223H161ZM168 224H169V223H167L166 225H168ZM184 224H186V223H184ZM209 224H212V223H209ZM227 224H230L229 221H228ZM232 224H233V221H232ZM246 224H247V223H246ZM84 225H85V223H84ZM90 225H91V224H90ZM90 225H88V226L90 227ZM121 225H124V223H122ZM126 225H127V223H126ZM171 225H172V224L170 223V226H171ZM193 225H194V224H193ZM212 225H214V224H212ZM230 225H231V224H230ZM236 225H237V224H236ZM244 225H245V224H244ZM65 226H66V225H65ZM72 226H73V225H72ZM97 226H98V225H97ZM104 226H103V228L101 227V229H103L104 232H103L102 230H100V231H102L103 234L106 233L105 235H108L107 232H106V230H107V228H109V227H110V229H112V227L108 225L107 228H105V230H104ZM131 226H132V225H131ZM142 226H143V225H142ZM142 226H141V227H142ZM170 226H169V227H170ZM194 226H195V225H194ZM208 226H209V225H208ZM234 226H235V225H234ZM240 226H241V225H240ZM26 227H27V226H26ZM47 227H48V226H47ZM51 227H52V226H51ZM55 227H56V226H55ZM73 227L75 228V224H74ZM141 227H140V229H141V231H142L143 229H142ZM147 227H148V226H147ZM153 227H154V229H153L152 232L155 231V225H154ZM156 227H157V226H156ZM48 228H49V227H48ZM48 228H47V229H48ZM57 228H58V227H57ZM64 228H66V227H64ZM113 228H114V227H113ZM117 228H118V227H117ZM119 228H120V227H119ZM125 228H126L127 230H128V229L130 230L129 227H128V228H127V227H124V229H125ZM134 228H136V227L134 226ZM172 228H173V227H172ZM219 228H220V227H219ZM219 228H218V229H219ZM227 228H228V227H227ZM243 228H244V226H243ZM37 229H38V228H37ZM53 229H55V228H53ZM110 229H109V231H110ZM114 229H115V228H114ZM138 229H139V226L136 228V230L138 231ZM140 229H139V230H140ZM151 229H152V228H151ZM159 229H160V228H159ZM161 229L163 230V227H162ZM170 229H171V228H170ZM222 229H223V228H222ZM222 229H220V230H222ZM244 229H245V230L242 231V235H243L244 237L250 235V236H252V237H257V238L260 237V239H263V240H264V237H262V234H260V233H259L254 227L248 226V227H245ZM2 230H3V229H2ZM32 230H33V229H32ZM32 230H31V231H32ZM45 230H46V229H45ZM49 230H50V229H49ZM65 230H66V229H65ZM68 230L70 231L71 229L69 228ZM127 230H125V231H127ZM165 230H166V229H165ZM165 230H164V231H165ZM216 230H217V229H216ZM37 231H38V230H37ZM94 231L97 232V230H94ZM109 231H108V232H109ZM130 231L132 232V230H130ZM146 231H147V230H146ZM146 231H144V232H146ZM158 231H159V230H158ZM168 231H169V230H168ZM211 231H212V230H211ZM222 231L224 232V229H223ZM225 231H226V229H225ZM7 232H8V231H7ZM7 232H6V234H7ZM29 232H30V231H29ZM38 232H39V231H38ZM38 232H36V233L39 235ZM43 232H44V230H43ZM46 232H48V230H47ZM110 232H111V231H110ZM112 232H113V231H112ZM131 232H130V233H131ZM166 232H167V231H166ZM166 232H165V233H166ZM170 232H172V231H170ZM190 232H191V231H190ZM194 232H195V231H194ZM194 232H193V233H194ZM216 232H217V231H216ZM220 232H221V231H220ZM231 232H232V231H231ZM24 233H25V232H24ZM99 233H101V232H99ZM123 233H124V232H123ZM123 233H122V234H123ZM135 233H136V232H135ZM138 233H140V231H139ZM167 233H168V232H167ZM188 233H189V232H188ZM193 233H191V235H192ZM195 233H197V232H195ZM203 233L206 234V232H203ZM203 233H198V234H203ZM214 233H215V231H214ZM238 233H239V232H238ZM16 234H17V232H16ZM19 234H20V233H19ZM27 234H28V232H27ZM34 234H35V233H34ZM63 234H64V233H63ZM63 234H62V235H63ZM92 234H93V233H92ZM124 234H125V233H124ZM185 234H187V233H185ZM211 234H212V233H211ZM229 234H230V233H229ZM229 234H228V235H229ZM240 234H241V233H240ZM22 235H23V234H22ZM25 235H26V234H25ZM51 235H53V234H51ZM54 235H55V234H54ZM68 235H69V234H66L67 237H69ZM80 235H81V234H80ZM80 235H79V236H80ZM132 235H133V234H132ZM132 235H131V236H132ZM154 235H156V234H154ZM157 235H158V234H157ZM161 235L163 236V234H161ZM164 235H165V234H164ZM166 235H168V234H166ZM191 235H190V236H191ZM195 235H196V234H195ZM231 235H232V233H231ZM233 235H234V233H233ZM233 235H232V236H233ZM35 236H36V234L34 235V237H35ZM39 236H41V235H39ZM39 236H38V237H39ZM44 236H45V235H44ZM59 236H60V235H59ZM111 236H112V235H111ZM168 236H169V235H168ZM185 236H186V239H187L188 234L185 235ZM196 236H197V235H196ZM202 236H203V235H202ZM202 236H201V237H202ZM224 236H226V235H224ZM243 236H241V237H243ZM250 236H249L248 238H250ZM0 237H1V236H0ZM23 237H24V236H23ZM23 237H22V238H23ZM26 237H27V236H26ZM26 237H25V239L23 238V239H22L23 242H21L22 244L24 243V245H25L26 241H28V240H26ZM29 237H33V235H31V236L29 235ZM29 237H28V238H29ZM34 237H33V238H34ZM38 237L36 236L37 239H38ZM41 237H42V236H41ZM46 237L48 238V236H46ZM62 237H63V236H62ZM80 237H81V236H80ZM89 237H90V236H89ZM91 237H92V236H91ZM101 237H102V236H101ZM105 237H108V236H105ZM156 237L158 238V236H156ZM208 237H209V236H208ZM28 238H27V239H28ZM42 238H43V237H42ZM49 238L52 239L53 237L51 238V236H49ZM92 238H93V237H92ZM111 238H114V237H111ZM136 238H137V237H136ZM136 238H135V239H136ZM138 238L141 239L142 237L140 236V237H138ZM174 238H175V237H174ZM183 238H185V237H183ZM189 238H190V237H189ZM189 238H188V239H189ZM202 238H203V237H202ZM206 238H207V237H206ZM233 238H235V237H233ZM236 238H237V237H236ZM236 238H235V239H236ZM5 239H7V238H5ZM17 239H18V238H17ZM55 239H58V238H55ZM94 239H96L95 236H94ZM102 239H103V238H102ZM118 239H119V238H118ZM120 239H121V237H120ZM120 239H119V240H120ZM140 239H139V240H140ZM149 239H150V238H149ZM154 239H156V238L154 237ZM172 239H173V238H172ZM193 239H194V238H193ZM207 239H209V238H207ZM207 239H206V241H208V242H206L207 245H208L209 247L213 248L214 250H216V253H219V254H220L221 259H222V257H223V262H227L231 257L234 256V253L232 252L231 248L228 247V246H226V245H228L229 243H230L229 245H231V242H229V243H225V242H223V241H215V240H211V239L207 240ZM253 239H254V238H252V240H253ZM0 240H1V239H0ZM20 240H21V238H20ZM20 240H19V241H20ZM22 240H21V241H22ZM52 240H54V239H52ZM84 240H85V239H84ZM104 240H105V239H104ZM107 240H108V239L106 238V241H107ZM111 240H112V239H111ZM136 240L138 241V239H136ZM142 240L144 241V239H141V241H142ZM150 240H151V239H150ZM150 240H149V241H150ZM152 240H153V239H152ZM196 240H197V239H195V241H196ZM252 240H249V241L253 242L254 240H253V241H252ZM255 240H256V239H255ZM38 241H39V240H38ZM38 241H37V242H38ZM50 241H51V240H50ZM64 241H65V239H64ZM112 241H113V240H112ZM123 241H124V240H123ZM143 241H142V242H143ZM153 241L156 242V240H153ZM160 241H163V239L160 240ZM160 241L157 242L158 245H160V244H159ZM164 241H165V243H166V240H164ZM193 241H194V240H193ZM193 241H192V242H193ZM195 241H194V242H195ZM32 242H33L34 245H35V244H38V243L41 245L40 242L36 243L35 238L33 239ZM34 242H35V243H34ZM52 242H53V241H52ZM62 242H63V241H62ZM85 242H86V240H85ZM87 242H88V241H87ZM89 242H90V241H89ZM89 242H88V244H90ZM91 242H92V241H91ZM110 242H111V241H110ZM139 242H140V241H139ZM142 242H141V243H142ZM171 242H174V240L171 241ZM171 242H170V244L172 245ZM199 242H201L200 239H199ZM243 242H244V241H243ZM251 242H250V243H251ZM18 243H19V242H18ZM21 243H19V244H21ZM28 243H31V242H28ZM83 243H84V242H83ZM99 243H100V242H99ZM106 243H107V242H106ZM106 243H105V246L107 245ZM134 243H135V242H134ZM144 243H145V242H143L142 245H143ZM160 243H161V245L164 244V242H160ZM162 243H163V244H162ZM175 243H176V242H175ZM202 243H203V242H202ZM202 243H201V246H203V245L205 244V242H204L203 245H202ZM22 244H21V246H22ZM26 244H27V243H26ZM39 244H38V246H39ZM49 244L51 245V243H49ZM49 244H48V245H49ZM53 244H54V242H53ZM67 244H68V242H67ZM93 244H95V243H93ZM135 244H136V243H135ZM137 244H138V243H137ZM146 244H147V243H146ZM167 244H169L168 241H167ZM254 244H255V242H254ZM24 245H23V247H25ZM27 245H28V244H27ZM29 245H30V244H29ZM48 245H47V246H48ZM55 245H56V244H55ZM71 245H72V244H71ZM76 245H77V244H76ZM133 245H134V244H133ZM150 245H152V244H149V246H150ZM165 245H166V244H165ZM171 245H169V246H171ZM181 245H183V244H181ZM2 246H3V245H2ZM36 246H37V245H36ZM38 246H37V247H38ZM69 246H70V245H69ZM114 246H115V245H114ZM140 246H141V245H140ZM177 246H178V245H177ZM177 246H176V247H177ZM183 246H184V245H183ZM192 246H193V245H191V247L189 246V248L191 249ZM208 246H207V247H208ZM241 246L243 247V245H241ZM256 246H257V245H256ZM258 246H259V245H258ZM258 246H257V247H258ZM7 247H8V245H7ZM7 247H6V248H7ZM73 247H74V246H73ZM76 247H77V246H76ZM76 247L73 248V250L76 249V250L78 251V249H77ZM83 247H84V246L79 247V249L82 248V250H84V249H85L86 251L88 250L89 252L87 251L86 253H87L88 255L90 254L89 256L95 258V255H96L97 252H98L97 250L94 251L96 254H94V256H92V255H91L92 253H90V250H92V249H90V250L87 249V245H85L84 248H83ZM116 247H117V245H116ZM125 247H126V246H123V248H125ZM133 247H134V246H133ZM133 247H132V245H131V246H130V249L133 250ZM136 247H137V245H136ZM136 247H135V248H136ZM165 247H166V246H164V248H165ZM167 247H168V246H167ZM172 247H173V246H171L169 249H170L171 251H172V250H175V249H173V248H175V246H174L173 248H172ZM179 247H181L180 244H179ZM238 247H239V246H238ZM242 247H239V248H242ZM252 247H253V246L251 245L250 248H252ZM257 247H255V248H257ZM19 248H20V247H19ZM26 248H27V247H26ZM38 248H39V247H38ZM41 248H44V246L42 245ZM41 248H40V249H41ZM89 248H91V247L89 246ZM119 248H120V247H119ZM126 248H127V247H126ZM154 248H156V247H154ZM164 248L162 249V251H161L160 253L163 252ZM183 248L186 249V248H188V246H187V247H183ZM198 248H199V247L195 248V250L198 249ZM250 248H249V249H250ZM3 249H4V250H2V251L7 252V251H5V248H3ZM44 249H45V248H44ZM46 249H47V248H46ZM95 249H96V247L94 248V250H95ZM103 249H104V248H103ZM120 249H121V248H120ZM130 249H128V251H130ZM150 249H152V246L150 247ZM166 249H167V248H165V250H166ZM181 249H182V247H181ZM181 249H180V250L178 249V250L182 252ZM236 249H237V248H236ZM7 250L9 251V249H7ZM10 250H11V249H10ZM15 250H16V249H15ZM85 250H84V251H85ZM98 250H99V249H98ZM121 250H122V249H121ZM165 250H164V254H165ZM195 250H194V251H195ZM234 250H235V249H234ZM241 250H242V249H241ZM245 250H246V247H245ZM41 251L43 252L42 249L40 250V252H41ZM101 251H103V250H101ZM106 251H107V250H106ZM122 251H123V250H122ZM128 251H126L127 254H128ZM146 251H147V250H146ZM191 251H192V249H191ZM202 251H203V250H202ZM4 252H3V253H4ZM9 252H10V251H9ZM29 252H30V251H29ZM31 252H32V251H31ZM36 252H37V251H36ZM92 252H93V251H92ZM123 252H125V251H123ZM123 252H122V253H123ZM153 252H154V250H153ZM176 252H178V251H176ZM176 252H175V253H176ZM240 252H241V251H239V253H240ZM242 252H244V251L242 250ZM255 252H256V251H255ZM32 253H33V252H32ZM100 253H101V252H100ZM120 253H121V252H120ZM122 253H121V255H122ZM129 253H130V252H129ZM146 253H148V252H146ZM160 253H159V254H160ZM168 253H169V251H168ZM171 253H172V252H171ZM178 253H179V252H178ZM193 253H195V252H193ZM19 254H20V253H19ZM34 254H35V253H34ZM43 254H45V253L43 252ZM76 254H77V253H76ZM76 254H75V256H76ZM102 254H106V253H105V250H104V253H102ZM196 254H198V253H196ZM204 254H205V253H204ZM36 255H37V254H36ZM41 255H42V254H41ZM50 255H51V254H50ZM78 255H79V254H78ZM78 255H77V257H78ZM99 255H100V254H98V256H99ZM121 255H120V256H121ZM129 255H133V254L130 253ZM129 255H128V256H129ZM134 255H135V254H134ZM142 255H143V254H140V256H139V255H135V257L137 256V257H136L137 259H139V260L142 261L141 264H143L144 262L147 263V260H148V259H149V261H151V259H152V261H154L156 264L158 263V260H159V259L161 260V258H159V259L157 258L158 256L155 257V254H154V253H153V254H152V253H151V254H148L147 256H142ZM175 255H176V254H175ZM177 255H178V254H177ZM236 255H237V254H236ZM236 255H235V256H236ZM252 255H253V254H252ZM118 256H119V255H118ZM167 256L169 257V254H168ZM182 256H183V255L181 254V258H182ZM205 256H206V255H205ZM10 257H12V256H10ZM24 257H25V256H24ZM29 257H30V256H29ZM85 257H86L85 255L82 256V259H84ZM91 257H90V258H91ZM130 257H132V256H130ZM133 257H134V256H133ZM135 257H134V258H135ZM176 257H177V256H176ZM186 257H187V256H186ZM21 258H22V257H21ZM25 258L27 259V257H25ZM31 258H32V257H31ZM78 258H79V257H78ZM96 258L98 259L97 256H96ZM96 258H95V259H96ZM118 258H120V257H118ZM248 258L251 259V258H250V254H244V255L242 256V260H247ZM260 258H262V257H260ZM260 258H259V260H260ZM39 259H40V258H38V260H39ZM61 259H62V258H61ZM61 259H60V261H61ZM85 259H88V258H85ZM109 259H111V258H109ZM153 259H154V260H153ZM157 259H158V260H157ZM166 259H167V257H166ZM169 259H170V258H169ZM175 259H177V258H175ZM183 259H184V257H183ZM186 259L189 260L188 258H186ZM186 259H185V260H186ZM263 259H264V257H263ZM27 260H28V259H27ZM35 260H36V259H35ZM35 260L33 261V263H35ZM43 260H44V259H43ZM75 260H76V259H75ZM80 260H81V259H80ZM117 260H118V259H117ZM185 260H184V261H185ZM251 260H252V259H251ZM251 260H250V261H251ZM12 261H13V260H12L11 258H10V259H7V258H4V259H3L2 256L0 257V264H13ZM30 261H31V260H30ZM76 261H77V260H76ZM84 261H85V260H84ZM87 261H88V260H87ZM96 261H97V260H96ZM98 261H99V259H98ZM105 261H106V260H105ZM125 261H126V260H125ZM141 261H140V262H141ZM219 261H220V260H219ZM250 261H249V262H250ZM261 261H262V260H261ZM263 261H264V260H263ZM263 261H262V262H263ZM43 262H44V261H43ZM43 262H42V264H43ZM51 262H52V261H51ZM54 262H55V261L53 260V263H54ZM73 262H74V260H73ZM80 262H81V261H80ZM80 262H79V263H80ZM109 262H110V261H109ZM112 262H114V261H112ZM134 262H135V261H134ZM199 262H200V261H199ZM207 262H208V261H207ZM229 262H230V260L228 261V264H229ZM237 262H238V261H237ZM241 262H242V261H241ZM14 263H15V261H14ZM27 263H28V261H27ZM150 263L152 264V262H149L148 264H150ZM155 263H154V264H155ZM174 263H175V262H174ZM203 263H205V262H203ZM246 263H247V262H246ZM246 263H245V264H246ZM256 263H257V262H256ZM256 263H254V264H256ZM15 264H17V262H16ZM29 264H30V263H29ZM45 264H48V263H45ZM56 264H57V263H56ZM72 264H73V263H72ZM80 264H82V263H80ZM83 264H85V263H83ZM127 264H128V262H127ZM130 264H131V263H130ZM139 264H140V263H139ZM158 264H160V263H158ZM163 264H164V263H163ZM166 264H167V263H166ZM168 264H170V263H168ZM199 264H200V263H199ZM201 264H202V263H201ZM214 264H216V263H214ZM223 264H224V263H223ZM226 264H227V263H226ZM230 264H233V262L230 263ZM234 264H236V263H234ZM238 264H240V263H238ZM247 264H249V263H247ZM259 264H260V263H259Z\"/></svg>","mask_w":264,"mask_h":264},{"label":"snow or ice","instance_id":"snow-or-ice-1","mask_svg":"<svg viewBox=\"0 0 264 264\" xmlns=\"http://www.w3.org/2000/svg\"><path fill=\"white\" fill-rule=\"evenodd\" d=\"M205 251H206L207 253H211V252H212V249H211L210 247H206V248H205ZM185 255H187V256H192V255H193V252H192L191 250L186 249V250H185Z\"/></svg>","mask_w":264,"mask_h":264}]
</instances>
